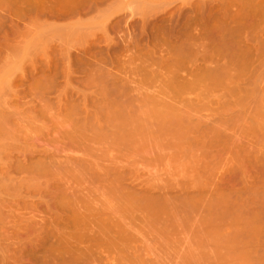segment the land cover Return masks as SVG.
Listing matches in <instances>:
<instances>
[{
  "label": "rangeland",
  "instance_id": "rangeland-1",
  "mask_svg": "<svg viewBox=\"0 0 264 264\" xmlns=\"http://www.w3.org/2000/svg\"><path fill=\"white\" fill-rule=\"evenodd\" d=\"M0 1H2V2H0V4H1L0 5V20L4 19V20H2L3 24L0 22L2 24V25L0 24V26H1L0 27V163L3 164V165L0 164V179H1L0 180L1 181V183H0V187H1L0 188V196H1L0 197V214H1L0 217L1 218L0 219H2V220H0V264H57V263H59V260H58L59 257H57L58 255L56 256V254H59V251H61L62 248L65 247L64 245H66V243H64L65 242V240H64L65 238L64 237L67 236V235H63L64 236L63 237L62 233H63V230L67 231L69 233L70 229L67 227V225L64 223V221H62V222L59 221L58 217L55 216L57 213L63 212V210L60 209L59 206L57 207V205L54 204L55 202L58 201V199H56L55 197L51 198L50 192H52V191H51V189H48V187H47V185L49 183H46L47 184L46 185L44 182H48L49 181L50 185H53V186H56V187L59 184H60L59 186H61V187H63L62 185L66 186L67 183L64 184L65 183L64 181H60L59 182V179L60 180L64 179L62 177V175H64L65 171H67V172H65L66 174L68 173L67 174L68 175L67 178L66 177L65 178L67 180H69L68 184L70 185V186L67 185V187L69 186L68 188H71L72 190L74 189V191H75L74 194H77L78 197H80L82 195L83 199H81V200H83L85 202H89V205L92 206L91 208H93V206L95 205L94 208H96V209L93 208L95 213H98V209H99V212H101V209H105V207L109 208V209H107V208L106 209L110 210V213H111L112 209H113V211H112L113 213L114 212L115 213L120 212V209H119V211L118 210L115 211V209H117L118 207L120 208V202H122V199L120 201V198L123 197L121 194L119 195L117 193V192H119L120 188L119 189H115V187L118 188L120 186V185L119 186L117 185L118 183L115 185L114 188H112L114 185L113 186L111 185V184H113V183H111V181H110L111 184H109L108 183L109 181L106 182V180H101L99 177L98 178L101 181L100 180L98 181V178L94 177L95 175L93 176V178L91 177L92 179L90 178V180H88L89 178L85 179L86 176H84V174H82V176H81V174H80V173H82L81 169H79L78 171H74L75 169H71V168L70 169L73 170V171H71L70 169H69V171L71 173L74 172L72 174H70L68 169L67 170L66 169L65 170L61 169V170L64 171L63 174H62V171L60 170V173L62 174L61 175L62 178L59 177L60 175H59V171H58L57 175H59V176H57V177L55 176L56 179L58 178L57 180L56 179H51V178H53V176H51V175H50L51 177L49 175L47 177L45 175H41L42 176L41 177V176H39L37 171H34V170H36V169L33 168L34 166L32 167L31 164H30V162L31 163L35 162V164H36V162L38 161L37 158H41L42 159L43 153H45V151H42V150H44L45 148H47L49 150V148L51 149V147L54 146L53 150H55V146H57V143L53 142V144L55 143V145H51L49 147V141H50L49 139H52L55 136V134L56 135L60 134V133H58L59 131L57 132L58 134L56 133V131H55L56 128H57L56 130H60L61 128L67 129L66 127L70 125L71 116H70V114H68L69 112L66 111L67 110L66 107H65V109H63L64 105L68 103V102L65 103L66 101L76 99L77 102L75 101V103L77 104L78 102L79 103L81 102L80 105H82L86 101V103H89V105H88L89 108L88 109H89V111H91L90 113L95 114L94 112H99L96 108H100L101 105H100V107H97L96 106L97 104L94 105V103L92 102L91 99L92 98L96 99L95 101H96V103H98V99H100V97H102V96H101L100 92L96 90V87H94L95 88L94 89V88H92L93 87L92 85H89L88 83H86V81H88V79H87L88 77L86 78V76H89V75L87 74V71L86 72L84 71V67L83 66H82L83 68L80 66L81 69L77 68V67H79L77 65L78 63L73 65V66H71V68L75 70V71L74 70L73 71L76 74H74L73 71L71 70L72 73L70 75H72V77L71 76H69V77H71L72 79H69V82L66 81L67 80L66 78H63L64 75H63V72H61L63 70H60L62 67L64 69L65 66H61V67L58 66V67H60V69L58 68L59 74L57 76H55V77L51 76L52 74L50 73L49 70L45 71V69H48V66H45L47 64V62H48V61L45 62V60L48 58L47 57L48 55L50 56V58L53 57V62L55 63V57H59L58 54L61 51L64 52V50L69 49L68 48L69 45H70V49H71L73 44H75V45L78 44V45H76L77 47L75 45H73L74 49L73 48L71 49L73 56L77 55L78 52H79V51L77 52V49L80 50V48H81V47H79L80 46L79 44L81 42H85L86 40L87 41L90 40V38H92L93 35H95V37L97 36L96 39L98 41H96L95 38H93L95 40H92V41H95V42L101 41V42L98 43L99 45L98 44L97 45L102 49L103 54H105V55L107 54V51L110 50L109 51L110 53L113 51V48L111 50V44H107V43H111L110 40L113 41L112 42L113 43L112 46H114V48H115V45L123 48L124 47L123 43H126V42L128 43L127 40L129 39V41H130L132 37H133L132 41L136 37V39L138 38V40L141 42V44L143 43L144 45H146V46H144L142 44V46H141V44H140V47L142 48L141 49L140 47H138L137 44H134V48L135 49H133V51H132V48H133V44L132 43L137 42V40L136 41L134 40V42L130 41L131 43H129V44H131L132 46L129 45V48L130 47H132V48H130V50L128 49L126 54H125V51L124 52L121 51V53H120L121 55H119V54H118L119 56L115 55L116 57L117 56L120 57V58L122 57V60L124 59L123 61L120 59V61H121L122 64H123V62H124V64L126 62V64H125L126 67L124 68V66H123V68H122L120 64H119L120 66H117V67H115L116 66L115 64L114 65L112 64V66H114V67H112L110 65H109L110 67L108 66L109 67L108 69H110L113 73L115 72L114 75L119 76L120 74H122L121 77L123 76V78H126L125 79L126 81L130 80L132 82L131 83L129 81L131 85L129 84V82L127 83V85L129 84L130 87L132 86V87L135 88V89H133L131 87L132 88V89H130L131 92L129 91V95L132 94L131 95L132 97L135 96L134 97L135 99L134 98H130V100H133V101L135 100L134 101L135 103L132 101L133 104L131 106L133 107V109L138 106L136 109H138V108L140 109L141 108V113H142V114L140 113L141 114L140 116H142L141 119L139 118L140 121H138V118H137V122H140V124H141V120L144 118L143 114H145V118H147L149 113H150V115L148 116V118L150 116L153 117L151 115V112H152V114L153 113L155 114V112H153V111L149 112V110H151L150 107L152 105L150 107L148 105L145 106V103L143 104L142 100L140 101L139 98H143L144 99L146 97H151V96H154V95L155 96L158 95L159 96V104L160 105L158 106L159 108L157 110H159V115L161 114V115H163L165 117L166 113L167 114H172V112L169 111V108H171L170 110H172V107L169 104H172V106H174L173 108H175V106L177 108H179V110H177V111L180 114H181V112L183 110H184L185 114L188 111L190 112L189 115L183 114V115L187 116L185 119L192 120L194 118V120H195V118L197 117L196 121H198V120L201 121V122L204 121L205 122L204 125L207 124L206 127H208V126H209V128L210 127L211 128L214 127V129L217 127L218 130L216 129V132L221 130L220 134L216 138H212L211 139V142L209 143L211 145V147L208 149V151L206 153L205 152L203 153V151L200 152L199 150L198 151L194 150V152L196 153L195 157L197 155H199L198 156V158H199V162L198 163L196 162V161H198V158H197V160L195 159L196 160L195 161L194 158L192 159V156H191L192 154H190V156H191L190 158L191 159H189V156H187L188 155L187 153H186V155H182V154L180 155L181 152L179 151L178 154H177V151L180 150V149L173 145L174 142L176 143L177 141H175V140H173L171 138L172 137L171 135L173 133L171 130L169 132L171 134L168 135V133H167L168 129H165V127H166L165 124H164L165 127L163 125L161 126V124H163V122H164V121L162 123L160 122V121L163 120V119L160 120V118L161 117L164 118L161 115L159 117V123H160L159 124V129L162 130V131L157 130V133L153 134V136L156 135V137H154V139L155 138L157 140L159 139L158 140L159 142L153 141L154 144L159 143L157 145L153 144L152 140H154V139L149 140V139H151V137H153L149 133L156 132V129H157L156 125L153 126L155 124V121H153L154 120L153 118H152L153 120L152 119H148V118L147 119L144 118L143 120H147V121L146 122H142V124H141L142 126L140 128H137V126L135 127V130L138 129L137 131L142 129V127H146V126L147 127L149 126V129H148L149 131L150 130L152 131L154 129L152 132H148V133L146 132V135L149 134L151 137H148L149 135L146 136L145 134H143V133H145V131H147L146 130L147 128L146 129L143 128L145 130L144 132L142 131L143 133L140 132L141 130L139 131V134L145 135V139H147L149 141L148 142L146 140L145 143H142V146H141V143L139 144L140 145L139 147H143L141 150L139 149V147H137L138 145L136 146L137 149L131 147V146H133V143L131 141H133V139H135L133 136H132L133 139L131 138L132 140H130L132 145L129 144L130 146H128L127 149L125 148L126 151H127L126 152L127 154H125V151H122L123 147L122 148L118 147L119 144L116 143V145H114V143L112 142V144H113V146H112L110 144V142H111L110 140L108 141L107 139H104V140H107L108 145L109 144L111 145V148H110V146L105 144L107 142H104L102 140L103 138L101 136H98V139H96L97 142L88 143V144L91 145V146L88 145L90 148L92 147V149H93V147H94V149L96 148V149H98V151L96 149L95 150L91 149L93 153H90L89 151H87V153H84L85 156H87L86 154H88L87 157H89L90 155L93 156V154H94V156L95 155L98 156L97 157L98 159H96V160L93 159V158H95L94 156L91 157V158L90 157L89 158L85 157L83 159H90V160L93 159L94 162H97V160L99 161V160L103 159V164L104 165H102L100 163L102 161H100L99 163H96V164H101L100 166L99 165H96V166H99V167L102 166L101 168L98 167L99 170L96 169L97 173L101 172L100 169H104V171H102L103 174H104L105 170H112L113 168L114 169L116 168L117 172L114 170V172L116 173V174L115 173L113 174V175H115L114 178L112 176L113 180H115V177L118 176L117 174L123 173L124 170L128 172V173L124 172L126 174V176L128 174H130L129 173L130 171L132 172L133 170H135L136 172H138V173H136L135 171H133L134 175H135V173L137 175V176L135 175L137 178H135V177L133 178L134 180L136 179V181H133V179H130L131 177L134 176L133 173H131V176L130 175H128L127 177L125 176V179H128V177H129V179H128L129 182L126 181L125 179H123L126 182V183L125 182L123 183V180L121 179L122 180L121 182L123 183V184L122 183L121 184L124 186V188H125V186H127L126 187L127 190H125V191H127V192L130 191V192H135V193L137 191V192H140V193H138L140 195L143 194V196L152 197V199L156 198L159 201L162 199L161 200L162 203H165L166 199L169 200L170 202L171 201L172 202L175 201L174 205L176 207L180 208V209L183 208V206H182L183 204H181V201L179 202L178 200L181 199V198L184 200L185 199V193H186L187 197H192V199L194 201H195V199H196V201L199 200V202H197V207L196 208H197V210L200 211V213H199V211H196V209H195L193 211H195L194 214L196 216H194L193 213L191 215L192 218H193V216L195 217V222L191 218L192 222H194V223H191L188 227L186 225H185L186 227H182L183 229H181L180 227L179 228L177 227L178 229H181L180 231L179 230L177 231V228L175 229V231H177L178 234L175 231L174 232L177 235L175 233H171V232H173L171 230L170 233L165 234L164 237H163V236H161L162 235L161 233H163V231H164L162 229H159V230H162V232L154 233L152 231L153 230L155 231V229H153V230L151 229L152 231L150 229L148 230V228H149L148 225L147 226L146 225L145 226L141 225V228H143V229H141L139 227V224H137L138 222H135V223L131 222L134 225L135 224L138 225L136 227L138 229L133 227L134 229H132V232L130 231V229H129L130 232L128 231L129 233H131V235L133 233V235H134V236L132 235L133 239L135 238L133 240L134 241L133 244L135 246L129 241L131 243V245L133 246V247H131V245H130V247L132 249H134V251H132V249H131V251H132V252H130L131 255L129 254L132 258L128 256L129 259L128 258L127 259L130 260V261H126V262L125 261L124 262L119 261L118 260L119 257L117 258V254L118 253L120 254V252H118V250L115 249V247H113L116 250L115 253L113 252L114 249L113 250L109 249L110 252L107 251L108 253L112 252L110 254L112 257L110 255H107V256H110L109 259H111V260H107L108 257L106 255L104 256L105 252H103L102 255H100L102 258H106V260L103 262V264H114L117 260L119 262V263L116 262L117 264H120V262L123 263V264L124 263L125 264H130V263L131 264H221V260H220L219 257H218L219 260H218V258H217V260L215 258H211L212 256L214 257V255H216V253H217L216 251H218V253H219V250H220V248H218V247L216 248L215 239L211 240V241H215V242H213L214 244L211 243V241L209 242V243H211L210 245L213 244L215 247L213 245H212L213 247L209 246L208 244H207L208 246L206 245V243H208V240H207V237H209L208 234H211V233H208L207 234L208 236L206 234H204V233H206L207 231H212L213 229L212 230H210V229L206 230V232L203 233L200 230L198 231L195 223L199 224V223H201V221L203 223V216L205 217L206 214L211 212L210 211V207H212V206L215 207V205H213V204H216V207L219 205L218 204L219 200L217 199V197H219V196H223V197L226 196L224 200H227V198H228V200L230 201L231 204L239 202L240 206H239L238 203H236L238 205H233V207L235 206L236 208L238 206H239L238 208H240V207H242L243 204H245L244 206H246V207L243 206L244 207L243 208L244 209V213L243 214L248 213V215L246 214V216H245L246 218H248L249 216L252 217L254 214L256 216H261V214L264 216V205H263L264 201H263V203H261L262 200H264V199H262V197H264V194L261 193V195L263 194L261 199H260V197H258L259 195L257 196L258 193H260L262 191L264 192V163L261 161V160H264L263 159L264 158V149H260V148H262V145L264 144V129H263L264 125H261V123L263 124V122H260V120H259L260 115L263 114L262 111L264 112V49L262 51H260L262 49V47H263L262 46L261 49H258L260 51V53L257 50L256 54H254L255 53L254 52L255 49L254 48L251 49V50H253L254 53L252 51H250V53L251 52L252 53L249 54V55H246L245 60L247 62L243 65V63H244L243 62L244 59H243V61H242L243 63L241 62V64L243 65L242 66V65H240V61L242 59L241 58H237V59H239V62L237 61V63H238V65H240V66H237L235 61H233L231 59L228 60L227 57H226L227 60L225 58H223L222 56L221 57L223 59H221V57L218 58L219 55L217 54L216 51H214L212 53V54H214V58H216V59H214V58H206V59H203L204 61H201V59L203 57L198 58V60L197 59L196 60H192L191 58H188V57L185 56L186 58H184L182 61L176 62V60L173 61L174 59H169L170 58L169 57V55H170L169 52L166 55L165 51L169 47L167 48V46L164 45L163 43L166 40L164 38H168V37L171 38L173 40V42L174 41L176 42V40H179V41L184 40V38H182V37L185 36V32L186 31H185L184 27H185L186 24H191L192 28H190V29L193 30V31H191L192 34L195 32L194 30L196 29L195 27L197 25H198L197 27L201 26V28H203V29H205L206 25H208L207 27L210 28L211 27L210 24L214 21L213 19H212L213 20L212 21L209 18L210 21L209 22L206 21V23H204L205 25H203L204 27L202 26V22L204 21V19L207 20V18L212 16V15L214 16V18H218L219 17L218 20L221 17H222V19H223V17H225V19H223V21L224 22H228L226 24L229 25V28H232L234 26L237 27L236 24H238V23H235V25H233L234 21H236V20L240 21L236 17H237V15L240 16L241 13H242L241 12V10L243 9L242 8L243 7L242 3H244L246 5L248 0H244V1L243 0H101V1L98 0L99 1V3L97 1L98 6H100V8H101V9H99V12H101L100 15H99L98 11H96L97 13L94 12L93 16H91V17L89 16L91 18V20H92V17H93V19L95 18L94 21L96 19H99V21L96 20L98 25H95L94 23L91 24L90 18H88V16H87L88 19H86V17L83 18V21H87L86 22L87 24L85 23L83 25L85 27V29H84L85 32L83 31V28H80L84 33L88 32V34H92L94 32V34L92 36L88 35L87 33H86L87 35H84V33L82 31H80L81 33L76 31L77 33H74L75 36H78L77 34H79V33H80L79 36L81 35L79 41H77L78 39H75L74 35H73V37H71L72 36L71 32L68 33L67 30L64 31V34H65L66 38L69 37L71 39L67 38L66 41H65L64 36L62 37V35H59V34H56V33L52 34V32L54 33V31L51 32L50 30H48L49 29L48 27H47L48 29L45 28L46 26H44V24H42L43 26L41 25V28L38 29V33L39 34L41 33L40 34L41 36L37 35V33L34 32V31H36L35 28H34V24H35L34 19L37 16L36 12H38V11H36L37 10L36 9L37 5L35 3V0H30L29 2H28V0H26V1L25 0H22V1L19 0V2L16 1V0H9V1L0 0ZM45 1H47V2H44V0H43L44 4L45 3L46 4L47 3H51V2H48V1H51V0H45ZM227 2H229V3H227ZM257 3H258V0L256 1L255 4H257ZM263 3H264V0H263ZM223 4H225V5L228 4V7L224 5L225 6V8H224ZM259 4H261V3H259ZM240 7L242 9L237 11V8H240ZM212 8H213V11H211ZM223 8L226 11L227 10L229 11V12L227 11L229 13L228 16L231 17V16H235L236 15L235 16L236 19L233 17L234 20H232V18H231V20L233 21L232 22L233 24L230 22L231 21L229 19L230 17H227V13L224 11ZM218 9H220V10L218 11ZM106 10H110L111 12H109V11L107 12ZM207 10H209V11H207ZM263 11L264 10L261 11L262 13L260 12V10L258 11V13H260L261 15L256 13L255 17L254 16H251V17L249 16L250 18L249 17H245L244 18V21H243L244 26L241 27V28H243V30L241 29L239 31L240 32L239 34L241 35L242 42H244L247 39V42L245 41V44L250 42L249 44L251 45V42H252L254 45H256V43H257L256 41H258L257 40L258 37H257L256 40L254 38L255 37L254 34H256V33L258 34V36L259 35L261 36L260 37L261 39L264 40V38H263L264 35L263 34H262L263 36L261 35V33L264 31V29L262 30V28H264V27H262L264 25V21H263L264 20V15H263L264 12ZM103 12H107V14L104 13V16H102ZM201 12H205V15L207 17L204 15V13H201ZM206 12H207V14H206ZM224 12L226 13L225 14L226 16H224ZM108 13H109V15H108ZM170 13H171V15H170ZM210 13L211 14L214 13V14L211 15ZM234 13H236V14H234ZM38 14H39V12H38ZM94 14L96 16L97 15L101 16L103 19L101 17H96ZM201 14L204 17L201 16ZM105 15H108L107 18H106L107 20H110V19L113 20V19L116 18L117 15H118L117 19H120V20L122 19L121 23H120V27H117L118 29L117 28L116 29H112L111 27H108V28L105 27V28H107V31H108V32L105 31L106 33H108V34H106V36L112 38L113 40L110 39V38H109V40H107L108 38L106 36H104L105 32L102 31L103 28L101 30V27H100V26H102V21H104V19L106 17ZM196 15H197V17L199 16L198 19L196 18ZM110 16H111V18H110ZM39 17H40V19L42 21H44L45 19H47V21L52 20V19H50L51 17L48 16L46 18L45 15H43L42 13L39 14ZM108 17H109V19H108ZM168 17H170L171 20ZM187 17H188V19H187ZM200 17H202L203 20ZM191 18L192 19L195 18L192 21L193 22L195 21L196 24H194L195 22L193 23L190 20ZM106 19H105L106 22L105 21L104 22L107 24L108 21ZM146 19L147 20L150 19V20H149V22L147 21V23L143 24ZM196 19H197V21H196ZM88 20H89V22H88ZM253 21H254V23H253ZM255 21H256L257 25L255 24ZM183 22H184L185 25L183 24ZM215 22H216V25H217V20L216 19H215ZM215 22H213L212 24H214ZM241 22H242V20L239 22V25H240ZM99 23H101V24L99 25ZM199 23H201V24L199 25ZM207 23H210V24H207ZM229 23H231V25ZM87 25L88 26L90 25V27H88ZM154 25H158L157 27H159V31H160L159 32V40H161V41L164 40V42L162 41V44H163L162 47H161V41H159V43H158L161 48L158 46L157 42L156 41L154 42V40H153V36L152 35L155 34V29L154 30H151V29L156 28V26H154ZM93 26L94 27L97 26L98 29L94 28ZM152 26H153V28H152ZM91 27L94 28V29H89ZM182 27L184 29L181 30ZM193 27H194V29H193ZM236 27H234L233 29H235ZM201 28L200 29L197 28L196 32L197 31L199 32L200 30L202 31ZM237 28H239V26ZM141 30L142 31L144 30V31L142 32ZM170 30L175 33V34H172L173 37L171 35V31ZM260 30H262V32ZM180 31H181V33H180ZM209 31L212 33L211 30H209ZM95 32L97 33V35H96ZM117 32H119V33L117 34ZM141 32H142V34L143 33L144 34L142 35ZM183 32H184V35L182 34ZM196 32L194 34L199 35ZM57 33H60V32H57ZM61 33L63 34V32H61ZM211 33H210V35H212L213 36L212 38H214L215 35H213V33L212 34ZM67 34H70L71 36L70 35L67 36ZM168 34H170L171 36L168 35ZM176 34L179 35V37H181V38H178V37L175 38ZM194 34H193V36H195ZM257 34H256V36H257ZM139 35L141 36V38L137 37ZM252 35H254V36H252ZM82 36H83V38L86 36L85 39H84L85 41L83 40ZM87 36H90V38H88ZM216 36H217V34H216ZM98 37H99V39H98ZM162 37H164V38L162 39ZM37 38H40L39 40H41V41L37 40ZM58 38L64 40V42L62 40L58 39ZM124 38L126 39V41H125ZM209 38L207 40H205V41L206 42L208 41V43L206 45L208 47H210V49H211L210 51L212 52L213 48H214L213 45H216V44H213V42L211 41V39H212L211 36ZM216 38L213 39L214 43L217 41V40L215 41ZM72 39L74 41H76V43ZM249 39H251V40L249 41ZM59 40L62 41L61 42L62 44L59 42ZM67 40L69 41V43L67 42ZM81 40H83V41H81ZM38 41L40 42V44L39 45H35V43L38 42ZM41 42L43 43L42 44L43 46H41ZM45 42H47L46 45L48 47L44 44ZM49 42H50V44L52 42V44L49 45L48 44ZM65 42L68 43L67 44L68 47H66L64 49V47L62 46L63 47L62 48L60 45H63ZM114 42H117V44L114 43ZM66 43L64 44V46L66 45ZM102 43L104 45L105 44L106 45L104 46ZM58 44H60V45H58ZM107 45L108 46L110 45V48ZM135 45H137L139 52L136 51L137 48H136ZM262 45H264V43ZM35 46H36L37 49L35 48ZM37 46L38 47L41 46L44 49H41L40 47L38 49ZM59 46L63 50L58 48ZM163 46L165 47V51H163V49H164ZM151 47L152 48L156 47L157 49L155 48L156 49L155 50V49H152ZM59 49L61 51H59L57 53V51ZM104 49H105V51H104ZM37 50L38 51L40 50V51L37 52ZM146 51L147 52L149 51L148 52L149 55H148V53ZM141 52H142V54H143V52L145 54L147 53L146 56L148 55L150 58L151 57L152 58L150 59L147 56L148 58L145 60L144 57L146 58V56L144 54L142 55ZM44 53L46 54V56L44 55ZM137 53L139 54V56H138ZM140 54H141V56H140ZM215 54L217 56H215ZM253 54L256 55V56H254ZM186 55H188V53ZM250 55H252L253 57L250 56ZM44 56L47 57V58L45 59ZM161 56H163V58ZM247 56H248V58H247ZM249 56H250V58H249ZM134 57H137L139 60H137V58H134ZM142 57H143V59H142ZM133 58H134V60L135 59L136 60L134 61ZM166 58H168L169 60H166ZM234 58H235V56H234ZM73 59L74 58L71 57L72 61H73ZM224 59L226 60V63H223L225 61ZM218 60H220V62H218ZM248 60L250 61V63H249ZM128 61H130V62H128ZM131 61H132V63H131ZM227 61H228V64H227ZM60 62H62V61H60V59H59L58 63H60ZM76 62H74V63H76ZM221 62H222V64H220ZM114 63H115V61H114ZM247 63H249V64H247ZM129 64H131V65L129 66ZM225 64L229 68L228 71L227 70L225 71V69H221V70H224L225 73L227 72L226 73V75L228 74L227 77H225L226 75H222L220 73L221 72L220 68H222L223 67L222 65H225ZM60 65H64V64L61 63ZM35 66L37 68H39V69H37V71H35L36 70ZM43 68H44V70H43ZM119 68H121V69H119ZM202 69L204 70V72H205V70H207L208 72L211 73V76H213L209 82L206 81L204 83L201 82L200 85H193L194 88L191 87L192 89L191 88L189 89L187 87L185 88V85L184 86L181 85V83H180L181 80H182V82L185 81V80H187V81L195 80L196 78L193 79V76H195L196 74L199 75V74L203 73V72H201ZM52 70L54 71V66H52ZM120 70H122L123 73L119 72ZM43 74L46 77V80L49 79L50 82L49 81H45V78L44 79L42 78V77H44ZM46 74H47V76H49V74H50V76H49L50 78H48L46 76ZM229 75H233L234 76V78H235V79L233 78L234 81L237 78H238L237 81L238 82L240 81L238 83V87L237 88H236V86L233 87L234 85L231 84V82H233V81L231 80V82H230V78H228ZM124 76H126V77H124ZM52 78L54 80V84L51 82ZM41 79H42V81H41ZM82 80H84L83 82L85 84L82 83ZM187 81H185V82H187ZM41 82L43 84H45L44 82H46L47 84L50 83L49 84L50 87H48L49 85L45 84V85H47L46 88L50 89L52 87L51 89H53L52 92L54 94L49 89L46 90L45 87H44L45 89L42 90L41 87H42L43 84ZM65 82H67L66 84L68 86H70L73 83V85L71 87L74 86L73 88L76 91L73 88H71V87L69 88L68 86L65 87V88H68V89L63 88L62 86L66 85ZM70 82H72V83L70 84ZM195 82H198V81H195ZM39 83H41V85ZM74 83H75V85H74ZM235 83H237V82L235 81ZM56 84H57V86H55ZM45 85H43V86H45ZM76 85H77L79 90H77ZM38 86L40 88H37ZM53 87H55V88H53ZM59 87H61V89L64 90L63 91L64 93L61 92V94L62 95L64 94V96L59 94L60 90H61ZM88 87H89V89H88ZM57 88L59 89V91H57L58 90ZM234 88H236L237 90L235 89V91H234ZM36 89H37V91H36ZM80 89H81V94L82 95L84 94L86 97L84 95L82 96L80 94ZM83 89H84V91L86 93H84V91H82ZM92 89L95 90V91H93ZM65 90H67L66 91L67 94L65 93ZM45 91L46 92L48 91L49 93H52L53 96L51 94L47 95V94H49L48 92H47V94H45ZM69 91H70V94H72V95L69 94ZM77 91H79V93H77ZM42 92H44L43 93L44 94V96H43L44 98L42 97V95H43V94H41ZM93 93L97 94V95L100 94V96L99 97L95 96ZM57 94L61 95V96L59 97V96H57ZM79 94H80V96H79ZM88 94H90V95L92 94L93 96H89ZM87 95L89 96L88 98H87ZM55 96H57V97H55ZM72 96H74V98ZM167 96H168V98L170 97L171 99L170 98L168 99ZM63 97H65V98H63ZM39 98H40V100H39ZM48 98H49V100H48ZM60 98H62L63 100L60 99ZM66 98H67V100L65 101ZM57 99H58V101L59 100L62 101L61 104H64V105H62L63 107L61 106V104L59 105L60 102L58 103V101H56ZM94 99H93V101H94ZM136 99L139 100L140 102L137 101ZM83 100H84V102H83ZM186 100H187V102H186ZM188 100L190 102H192V103H190ZM41 101H43V103L45 101L44 105H43V103ZM47 101L49 103H51V105L46 103ZM164 101L167 103V105L170 106V107L167 108L169 113H168L167 110H166L167 112L166 111L163 112V110H162V109H164V107H165V109L167 107V105H165L166 103ZM171 101H175V102H171ZM28 102H30L31 105ZM53 102L54 103L56 102L57 104L56 103L54 104ZM168 102H171V103H168ZM185 102L188 104V106H186ZM34 103H35V105H34ZM52 103H53V106H56L57 108L55 107V109H54L53 106H52ZM161 103H163V104L161 105ZM27 104H29V106H32L31 109H30V107ZM85 104H84V107H85ZM46 105H49L51 108L49 109V107L46 106ZM58 105H59L60 108H58ZM80 105H78V106H80ZM183 106L184 107L186 106L185 107L186 110L184 109ZM47 107H48V109H47ZM82 107H83V105H82ZM84 107H83V109H84ZM152 107H154V106H152ZM177 108H175V109H177ZM191 108H192V110H190ZM129 109L127 108L128 111H133L132 109H130V110ZM50 110H52L53 112L50 111ZM55 110H57L56 111L57 115L59 113L58 110H60V113H59L58 116L52 115V113L55 114V112H54ZM62 110H63L64 113L62 112ZM95 110H97V111H95ZM101 110L103 111V108ZM110 110L112 111V109H109V111ZM121 110L123 111L124 109H121ZM48 111H50V112H48ZM114 111H115V109H114ZM61 112L63 113L62 115H61ZM106 112L108 113V111L106 110L105 112L103 111L102 114L106 113ZM125 112H127V111H125ZM138 112H140V110H138ZM107 113L104 114V115H107ZM109 113H111V112H109ZM121 113L123 115L125 114L123 112H121ZM128 113H130V112H128ZM128 113H126L125 116ZM146 113H148V114H146ZM258 113H259V116H258L259 118L258 117L257 118H258L259 121L255 118V116ZM102 114L101 113L99 114V116L101 115V118H102V116H104ZM111 114H113V113H111ZM130 114H133V113L131 112ZM48 116H49L50 120L48 119ZM53 116H54V118L52 120L51 117H53ZM55 116L58 118V121H57V118ZM261 116H264V114L261 115ZM42 117H43V120H42ZM45 117H47V118L44 121ZM39 119L41 121H39ZM253 119L257 120L258 122H260V125L262 126V128L260 126L258 128L257 125H256V123L258 124V122L256 121V123H255V121H253ZM260 119H261V121H264V120H262V118H260ZM60 120H62V121H60ZM66 120L69 121V122H67ZM194 120H192V122ZM48 121H51V122H48ZM53 121L56 122L55 123V125H56L55 127L56 128L54 126H52V125H54ZM64 121H66V122H64ZM150 121H152L151 124H153V123L154 124L151 125ZM57 123H58V125H57ZM59 123H60L61 128L59 126ZM143 123H145L144 125H146V124H150V125L143 126ZM65 124H69V125H66V127H65L64 126ZM138 124L139 123H137V125ZM50 128H51V130H50ZM163 128L165 129V131H164ZM63 129H62V131H63ZM52 131H55V132L52 133ZM164 132H165V134H163ZM48 133L52 135L50 138L48 137L49 136ZM133 134L136 136L138 134V132H137V134H135V133H133ZM138 135L136 136V138H138ZM141 135H139V136H141ZM213 135L214 134H211V137H213ZM58 136H55V137H58ZM168 136L172 140V142L168 138ZM43 137H45V138H43ZM99 137L101 138V140H100L101 142H98L99 141ZM146 137H148V138H146ZM46 138L48 140H46ZM60 138H61V136H60ZM163 138L166 139V140L168 139L167 140L168 142L166 140L161 141V140H163ZM57 139H59V138H57ZM57 139L55 138L54 140H57ZM143 140H144V138H143ZM52 141L53 140H51V142ZM139 141L142 142L141 140H139ZM56 142H58V141H56ZM47 143H48V146H46ZM95 143H97V144L100 143L101 145H99V144L97 145ZM41 144H43V145H41ZM104 144H105V146H104ZM149 144H150V146H149ZM143 145H146V146H143ZM167 145H169L170 148H169V146L167 147ZM44 146H45V148H44ZM114 146H117V147H114ZM89 147H87V148H89ZM129 147H131L132 149H135V150H132ZM263 147H264V145H263ZM90 148H89V150H90ZM115 148H117V149L115 150ZM118 148L119 149L121 148V151L124 152V153H122ZM175 148H177V150ZM30 149L33 150V155H32V153L29 152ZM111 149H114V151L111 150ZM36 150H41L43 153H41V151H39V152L42 154V156L40 154H38ZM53 150L51 149V152ZM81 150H82V152L84 151L83 148ZM136 150L139 151V153H137ZM175 150H176V154L174 152ZM259 150H261L262 153H260ZM20 151H22V152L24 151L26 153L23 152L22 155H21ZM34 151H36V154H34ZM117 151L118 152L120 151L121 155H123V156L126 155L125 158L123 156L119 155V153ZM46 152H47V150H46ZM82 152L79 151V153L81 155L80 157H82L84 155V154L82 155ZM84 152H86V151H84ZM133 152L134 153L136 152L137 154L135 153V156H133V154H134ZM256 152L259 153L258 155H260L259 156L260 158H258V159H257L258 155L257 156L255 155ZM16 153H19V155H21V156H19ZM48 153H49V151H48ZM130 153H131V155H130ZM246 153H248L249 156ZM23 154L25 156H23ZM140 154L143 157L140 156ZM27 155H28V157H26ZM34 155H36L35 156L36 158L34 157ZM114 155L115 156L117 155V156L113 157ZM202 155H204V157ZM251 155H252V157H250ZM76 156H78V155H76ZM108 156L110 158L112 157L111 160L114 159L115 163L114 162H110L111 160H109L110 158ZM118 156H119L120 159L118 158ZM136 156H138V157H136ZM184 156H187V158L185 160H184ZM253 156H256V158L254 159ZM63 157L64 156L61 157L62 161H65L66 159L64 160ZM128 157H131V158H129L130 160L126 159ZM261 157H262V159H261ZM182 158H183V160H182ZM201 158H202L203 161L201 160ZM249 158H250V160H249ZM104 159H107V160H104ZM26 160H27V162H26ZM30 160H32V161H30ZM108 160H109V162H108ZM191 160H193L194 164H193V162H191ZM257 160H258V162L259 161H261V162L258 163ZM104 161L107 162V163H105ZM200 161H201V163H200ZM64 163H67V162H64ZM116 163H117V165H113V164H116ZM18 164H20V166L22 165L23 167L22 166L19 167ZM32 164H34V163H32ZM197 164H199V167H196L197 168L196 169L195 165L197 166ZM25 167L28 170L25 169ZM30 168H31V170H29ZM23 170H24V172H23ZM195 170H197V172ZM85 171L83 173H85ZM120 171H121V173H120ZM25 172H28V173H25ZM32 172H36L35 175L36 176L38 175L37 178L39 177L38 179H40V180L42 179L43 181L41 182L40 180H38V182H37V178L34 177L35 175H34V173L32 174ZM106 172H109V171H106ZM110 172H112V171H110ZM110 172L108 173L109 175H110ZM30 173L32 175H34V176L30 175ZM89 173L91 174L92 172L90 171L87 174L89 175ZM124 173L122 174L123 176L120 175L122 178L125 175ZM28 174L30 176H32V177H30L31 179H29V175ZM193 174L196 175V176L194 177ZM72 175H74V176H72ZM104 175L106 176L107 173L104 174ZM104 175H102V173H101L100 176H104ZM48 177H49L48 181H45ZM118 178H119V176L116 179H118ZM27 179H28V181H27ZM33 179L36 181V183L33 182L34 181ZM29 180H33L32 183H34V184H31V182ZM53 180H55V181H53ZM67 180H66V182H67ZM113 180H112V182H113ZM131 180H132L133 183L131 182V184H130ZM75 181H76V183H75ZM102 181H105V182H102ZM138 181H139L140 184L137 183ZM146 181H147V183H146ZM51 182H53V183H51ZM56 182H57V185H56ZM61 182H64V183L61 185ZM37 183H40V184H38L40 186H37ZM30 184H31V187H29ZM43 184H45V185H43ZM132 184L133 185L136 184V185L133 186ZM137 184H138V186H137ZM141 184L142 185L146 184V185H143V186H145V188H148V189H144V187L141 186ZM232 184H234V185H232ZM32 185H33V187L36 188V190H35V188L32 187ZM110 185H111V188H110ZM128 186L130 188H132V189H130ZM149 186H150V189H149ZM167 186L169 188H167ZM186 186H189V187L191 186V187L189 188V187H186ZM45 187H47V188H45ZM135 187L136 188L140 187V188H138L139 189L138 190ZM151 187H152V189H151ZM201 187H203V188L201 189ZM210 187H211V189L213 191L210 189ZM213 187L216 188V189L214 190ZM76 188H78V190ZM134 188H135V191H134ZM38 189H39L40 192H38ZM79 189H80V191H79ZM110 189L112 191H109ZM48 190H50V191H48ZM250 190H252V191H250ZM47 191H48V193H47ZM76 191H77V193H76ZM114 191H116V192H114ZM188 191H190V192H188ZM112 192H114V193H112ZM252 192H258V193H255V195H256V198L258 197L261 201L259 199L256 200L255 197L253 196ZM116 193L120 197L115 195ZM150 193H151L152 196H150ZM188 194H189V196H188ZM201 194H203V195L201 196ZM251 194H252V197H254L255 200L251 199ZM169 195L171 196L172 199L169 197ZM82 196H81V198H82ZM161 196H163V197H161ZM164 196H165L166 199L164 198ZM175 197H176V199H175ZM43 198H44V200H43ZM219 199L221 201V197ZM239 199L243 200V201H241L242 203H240ZM248 199L251 200V203L253 205L250 203V200L248 201ZM45 200L48 201V202L46 201V203L48 205L45 203ZM215 200H218V201H216L217 203L215 202ZM253 200H254V202L255 201H257V202L253 203L252 202ZM50 201L53 203V205H52V203ZM118 201H119V205H118ZM161 202H159V205H160ZM223 202H225V201H223ZM41 203L44 204V205H42ZM246 203H247V205H246ZM57 204H58V202H57ZM114 204H116L117 206L114 205ZM225 204L226 203L222 204V201H221V204L218 206L219 209L217 211H220L222 208L223 209L225 208L224 210L222 209V212L231 210V208H232L231 204L229 205L228 202H227V205H228L227 210H226V207L222 206V205H225ZM260 204H262V205H260ZM37 205H38V207H37ZM46 205H47V207H46ZM48 206L50 208H52V206H53V208L57 207V209H59V210H57V209L54 210L52 208L53 209V211H52V209L48 208ZM99 206H100L101 209L99 208ZM220 206L222 208H220ZM214 207H212V208H214ZM106 209L104 211H106ZM203 209H204V211L206 213L203 212ZM206 209H208V212H207ZM214 210H215V208H214ZM235 210H237V209H234V211ZM238 210L240 211L241 209H238ZM40 211H41V213H40ZM251 211H254V212H251ZM54 212L56 214H54ZM202 212H203V214H202ZM242 212H241V214H242ZM66 213L69 215L68 212H65V215H64L65 219L68 218ZM60 214L62 215V213H60ZM210 214H212V213H210ZM116 215H117V217H116ZM263 216H261V217H263ZM115 217L117 219H119L118 213L115 214ZM45 219H47V220H45ZM196 219L198 221H200V222H198ZM55 220H56L57 223L55 222ZM31 221H33V222H31ZM44 221L46 222V224H45ZM224 221H225V224L222 225L221 223H224V222H221V223H219V227L220 228L218 227L219 230H221V227L223 228V226H224V228L227 230V232H222L223 234H222L221 238H223L224 233L230 232V233L227 234L228 236L225 235L228 238L229 235L232 234V232L239 233L240 231H242L240 229L243 226H238L237 227V226L234 225V226H232L234 228L232 229L233 231L231 232V229H228L229 226H228V223L226 222L227 220H224ZM50 222L51 223L53 222V223L50 224ZM26 223H27V225H25ZM31 225H32V227H31ZM207 225L209 227V224H207ZM225 225H227V226H225ZM44 226H45V228H44ZM62 226H63V228H62ZM64 226L66 228H64ZM37 227H39V228H37ZM232 227L230 226V228H232ZM55 228H58V229H55ZM158 228H160V227H158ZM209 228H211V226ZM30 229H32V230H30ZM59 229L62 232H60ZM234 229L235 230L239 229V230L234 231ZM52 230H54L55 232L54 231L52 232ZM138 230H139V232L141 230L142 231L139 233ZM226 230H223V231H226ZM135 231L138 232V233H136ZM156 231H158V230H156ZM221 231L219 233H221ZM66 233L64 232L63 234H66ZM201 233L204 234L206 237L203 236ZM170 234L171 235L174 234V235L171 236V238H169L168 236ZM56 235H57V237H55ZM232 235H230L229 239H231V237L234 238V236H236L237 234L234 235V236H232ZM58 236L59 237L62 236L64 239L62 240V239L58 238ZM225 236H224V238H225ZM203 237H205V238H203ZM240 237H241L240 238L241 241H248L249 239H254L253 242H255L254 245H256L254 247H257V245H258L257 249L260 248L259 244L263 245V243H264V231H262L261 233H258L257 235H252V236L248 235V237L243 234L242 236L240 235ZM55 238H56V240H55ZM57 238L60 240V242H59V240ZM227 238H225V239H227ZM137 239H139V241H141V242H139ZM205 239L207 241V242L205 241L206 243H204V241H203ZM208 239H210V238H208ZM67 240H68V237H67ZM130 240H131V238H130ZM135 241L138 242V243L136 242L137 245L135 244ZM200 241H202L203 244H201ZM61 242H63V243H61ZM74 242H75L74 240H72V242L69 241L71 246H72V243H73L72 247H75V248L80 247L81 244H78L77 242H75V243H77V244H75ZM126 242H125V245H126ZM198 244L203 245V247L202 246L201 247H202V249L203 248H205V249L204 250H202V249L200 250V248H198L200 245H198ZM204 244L206 245L205 247H204ZM238 244L239 243L236 244L238 247H236V245L234 244L235 248H237V249L239 248V245L241 243L239 245ZM82 245L84 247L86 246V248H89V247H87L88 243L86 245H84V244H82ZM241 245H240V247H242V246L243 247L239 248V249L240 250L244 249V250H242L243 252L237 251L234 248V246L233 247L229 246L234 251H232L229 247L226 248L227 250L224 249L226 251H224V250L223 251H224V253L225 252L228 253V254L230 253L229 255H231V253L233 254V252L235 254L239 252L240 255H242V253L244 254V251L247 252L248 249L251 250L252 247H253V245H252V247L249 246L250 244L249 245L246 244V245H242V246ZM262 245H261V247L264 248V245L263 246ZM83 246H82V248H83ZM244 246L245 247L248 246L250 248L247 249ZM123 247L124 246H122V249L126 250L125 252H127V251L129 252L130 251V249L128 248L129 246H125L124 247L125 249ZM140 247H141L142 251L140 250ZM206 247L210 248L211 252L213 251L212 248L216 252V253L212 252L213 255L211 257H209V259L208 258L206 259V257H205L207 255L206 252L202 253V251H207ZM110 248H112V246H110ZM126 248L129 249V250H127ZM118 249H119V247H118ZM135 249L137 251L138 250H140V251L137 253V251ZM210 249L208 250V252H210ZM217 249H219V250H217ZM229 249H230V252H227ZM260 249H262V248H260ZM50 250L51 251L53 250L55 253L51 252ZM83 250H85V249H83ZM235 250H236V252H235ZM255 250H254V252L256 253L258 250L257 251H255ZM262 251H264V250L262 249ZM50 252L53 253V254H51ZM123 253H124V251H123ZM125 254L127 255V253H125ZM135 254L138 257V259H136ZM138 254H140V255L138 256ZM222 254H219V256L220 255L221 256H226L227 255V254L226 255L225 254L222 255ZM235 254H233L231 256H234ZM252 254H253V252L251 253V256H252ZM260 254H261V257H260ZM263 254H264V252H263ZM208 255H210V254L208 253ZM240 255H238V256H240ZM51 256H52V258H51ZM55 256L57 257V259H56ZM122 256H125V255L123 254ZM133 256H134V258H133ZM238 256L236 254V257H238ZM253 256L255 257V259L258 257L257 259H259L261 261V258H262L261 250H259L258 253H256ZM53 257H54V259H53ZM227 257H229V258L227 260H225L226 263H224L225 262L224 259H226ZM236 257H235V261L234 260L233 261L232 260L228 261L231 258L230 256H226V258L224 257V259L222 257L223 264H242V263H240L241 262L240 260H239L240 262L239 261L237 262L238 258H236ZM232 259H234V258H232ZM248 260H251V258L248 259ZM216 261H219V262L216 263ZM248 262L249 261H247V259H246V264ZM251 262H252V260H251ZM255 262H259V261L257 260ZM243 263H245V261ZM258 264H261V263H258Z\"/></svg>",
  "mask_w": 264,
  "mask_h": 264
},
{
  "label": "bare ground",
  "instance_id": "bare-ground-1",
  "mask_svg": "<svg viewBox=\"0 0 264 264\" xmlns=\"http://www.w3.org/2000/svg\"><path fill=\"white\" fill-rule=\"evenodd\" d=\"M4 1V0H3ZM7 1H9V0H7ZM16 1H18L19 2V0H16ZM22 1V0H21ZM26 1V0H25ZM30 0H28V2H29ZM97 1L98 0H51V1H48V2H51V3H45L44 4V2H47V1H45L44 0V2H43V0H35V3H36V11H38L39 12V14L40 13H42L43 15H45V17L47 18L48 16L49 17H51L50 19H52V20H49V21H47V19H45L44 21H42L41 19H40V17H39V14H38V12H36L37 13V16H36V18L34 19V22H35V24H34V28H35V30L37 31H34L35 33H37V35H40L39 33H38V29L39 28H41V25L42 24H44V26H46L45 28H47L48 30H50L51 32L52 31H54V33L52 32V34H59V35H62V37L64 36V38H65V41H66V39L67 38H69V37H67L66 38V36H65V34H64V31H66L67 30V32L68 33H70L71 32V34H72V36L70 35V34H67V36H71V37H73V35H74V33H77L76 31H78V32H80V31H82L80 28H83V31H84V29H85V27L83 26L87 21H83V18H85L86 17V19H88V18H90L91 16H93V13L95 12V13H97L96 11H98V13H99V15H100V13L101 12H99V9H101L100 8V6H98V3H99V1H98V3H97ZM101 1V0H100ZM244 1V0H243ZM256 1L257 0H248V2H247V4L245 5L244 3H242V8L240 7V8H237V11H239V10H241V15L239 16V15H237V17L236 18H238V20H242V22L240 23V25H239V22L240 21H234V24L232 23L233 21L232 20H234L233 19V17L235 18V16H228V12L224 9L225 8V6H227L228 7V4H223V9H224V11L227 13V17H230L229 19L231 20V18H232V20L230 21L233 25H235V23H238V24H236L237 25V27L239 26V28H237L236 26H234V27H236L235 29H233L234 27H232V28H229V25L228 24H226V23H228V22H224L223 21V19H225V17H223V19H222V17L218 20V18H214V16L212 15V14H214V13H210L212 16H210V17H208L207 18V20H205L204 19V21L202 22V26L203 25H205L204 23H206V21H210V20H212L213 22H215V19L217 20V25H216V22L214 23V24H210V23H207V24H210V26L212 27H207L208 25H206V27H205V29H203V28H201V26H199V27H197L196 25V29L198 28V29H202V31L200 30L199 32L197 31L196 32V29L194 30L196 33H198L199 35H197V34H194L195 36H193V34L191 33V31H193V30H191L190 28H192L191 27V24H184V22H183V24L185 25V36L184 37H182V38H184V40H181V41H179V40H176V42L174 41L173 42V40L171 39V38H164V37H162V39L164 38V39H166L165 40V42H164V40H162L164 43V45H166L167 46V50L165 51V47H164V49H163V51H165L166 52V55L168 54V52H169V59H174L173 61H175L176 60V62H180V61H182L184 58H186V57H188V58H191L192 60H198V58H200V57H203L202 59H201V61H204L203 59H206V58H214V54H212L214 51H216L217 52V54L219 55L218 56V58L219 57H223V58H225L226 60H227V58H228V60H233V61H235L236 62V65L237 66H240V65H242L241 64V62L243 61V59H244V63H243V65L247 62L246 60H245V57H246V55H249V54H251L252 52H253V50H251V49H255V53L254 54H256L257 53V50L258 49H261V47H262V49L260 50V51H262L263 49H264V45H262L263 43H264V40L263 39H261L260 37V35L258 36V34H257V36H256V34H254L255 35V40L257 39V37H258V41H256L255 43H256V45H254L252 42H251V45L249 44V43H246L245 44V41L247 42V39L244 41V42H242V38H241V35L239 34L240 32V30L242 29L243 30V28H241V27H243L244 26V24H243V21H244V18L245 17H251V16H254L255 17V14L256 13H258V11L260 10V12L262 11V10H264V3H263V0H258V3L257 4H255L256 3ZM0 2H2V1H0ZM240 2V1H239ZM227 3H229V2H227ZM259 3H261V4H259ZM240 4V3H239ZM1 5V4H0ZM45 5V6H44ZM225 5V6H224ZM231 5V4H230ZM205 7V6H204ZM231 7V6H230ZM210 8V7H209ZM236 8V7H235ZM103 9V8H102ZM107 9V8H106ZM216 9V8H215ZM229 9V8H228ZM220 9H218V11H219ZM222 10V9H221ZM107 12L109 11V12H111L110 10H106ZM207 11H209V10H207ZM211 11H213V8H212V10ZM235 11V10H234ZM107 12H103L101 15L102 16H104V13H106L107 14ZM224 12V16H226L225 13ZM264 12V11H263ZM119 13V12H118ZM197 13V12H196ZM200 13V12H199ZM201 13H204V15H205V12H201ZM237 13V12H236ZM236 13H234V14H236ZM240 13V12H239ZM248 15H246V14ZM262 13V12H261ZM206 14H207V12H206ZM219 14V13H218ZM238 14V13H237ZM258 14H260V13H258ZM95 15V14H94ZM99 15H95L96 17H101V16H99ZM108 15H109V13H108ZM108 15H105L106 17H105V19L107 18V16ZM155 15V14H154ZM170 15H171V13H170ZM175 15V14H174ZM209 15V14H208ZM261 15V14H260ZM259 15V16H260ZM264 15V14H263ZM87 16H88V18H87ZM90 16V17H89ZM118 16V15H117ZM116 16V18L115 19H110V20H107L108 22H107V24L105 23L106 21H105V19H104V21H102V26H100L101 27V30H102V28H103V30L102 31H107V28L108 27H111L112 29H116L117 27H120V23H121V20L120 19H117L118 17ZM194 16V15H193ZM201 16H203L202 14H201ZM206 16V15H205ZM199 17V16H198ZM198 17H197V15H196V18L198 19ZM204 17V16H203ZM207 17V16H206ZM216 17V16H215ZM249 17V18H250ZM102 18V17H101ZM100 18V19H101ZM110 18H111V16H110ZM152 18V17H151ZM169 19H170V17H168ZM200 18H202V17H200ZM209 18H210V20H209ZM235 18V19H236ZM2 19V18H1ZM95 19V18H94ZM94 19H93V17H92V20H91V18H90V22H91V24H95V25H98V23H97V21H99V19H96L95 21H94ZM103 19V18H102ZM108 19H109V17H108ZM155 19V18H154ZM187 19H188V17H187ZM193 19H195V18H193ZM192 18L190 19L191 21L193 20ZM197 19H196V21H197ZM227 19V18H226ZM248 19V18H247ZM2 20H4V19H2ZM2 20H0V22L3 24V21ZM85 20V19H84ZM149 20L150 19H146L145 20V22L143 23V24H145V23H147V21L149 22ZM171 20V19H170ZM202 20H203V18H202ZM246 20V19H245ZM254 20V19H253ZM93 21V22H92ZM100 21V22H101ZM128 21V20H127ZM126 21V22H127ZM187 21V20H186ZM200 21V20H199ZM227 21V20H226ZM229 21V20H228ZM264 21V20H263ZM88 22H89V20H88ZM151 22V21H150ZM193 22V21H192ZM191 22V23H192ZM195 22V21H194ZM193 22V23H194ZM0 23V24H1ZM97 23V24H96ZM104 23V24H103ZM171 23V22H170ZM231 23H229L230 25H231ZM253 23H254V21H253ZM1 24V25H2ZM87 24V23H86ZM101 23H99V25H100ZM106 24V25H105ZM111 24V25H110ZM142 24V25H143ZM176 24V23H175ZM182 24V25H183ZM194 24H196V22L194 23ZM201 23H199V25H200ZM255 24H256V21H255ZM105 25V26H104ZM126 25V24H125ZM124 25V26H125ZM148 25V24H147ZM215 25V26H214ZM254 25V24H253ZM257 25V24H256ZM255 25V26H256ZM43 26V25H42ZM83 26V27H82ZM88 26V25H87ZM104 26V27H103ZM154 26H156V28H153V26H152V28L153 29H151V30H154L155 29V34H153L152 36H153V40H154V42L156 41L157 42V44L159 43V41H161V40H159V27H157L158 25H154ZM1 27V26H0ZM88 27H90V25L88 26ZM94 27V26H93ZM105 27H107V28H105ZM145 27V26H144ZM204 27V26H203ZM231 27V26H230ZM250 27V26H249ZM261 27V26H260ZM262 27H264V25L262 26ZM261 27V28H262ZM44 28V27H43ZM42 28V29H43ZM94 28H97L98 29V27L97 26H95ZM94 28H89V29H94ZM122 28V27H121ZM171 28V27H170ZM173 28V27H172ZM175 28V27H174ZM183 27L181 28V30L182 29H184ZM209 28V29H208ZM248 28V27H247ZM253 28V27H252ZM251 28V29H252ZM255 28V27H254ZM259 28V27H258ZM260 28V29H261ZM80 29V30H79ZM88 29V28H87ZM106 29V30H105ZM118 29V28H117ZM147 29V28H146ZM193 29H194V27H193ZM250 29V30H251ZM264 28H262V30H263ZM34 30V29H33ZM45 30V29H44ZM134 30V29H133ZM150 30V31H151ZM165 30V29H164ZM173 30V29H172ZM176 30V29H175ZM178 30V29H177ZM209 30H211L212 31V33H213V35H215L216 36V34H217V38L214 36V38H216L215 39V43H214V38H212L213 36L212 35H210V31ZM256 30V29H255ZM262 30H260L261 32H262ZM82 31V32H83ZM92 31V30H91ZM94 31V30H93ZM101 31V32H102ZM142 31V30H141ZM144 31V30H143ZM142 31V32H143ZM162 31V30H161ZM171 31V30H170ZM169 31V32H170ZM179 31V30H178ZM259 31V30H258ZM46 32V31H45ZM49 32V31H48ZM57 32H60V33H57ZM61 32H63V34L61 33ZM85 32V31H84ZM83 32V33H84ZM90 32V31H89ZM103 32V33H104ZM108 32V31H107ZM116 32V31H115ZM133 32V31H132ZM131 32V33H132ZM142 32H141V34H142ZM154 32V31H153ZM168 32V33H169ZM184 32L182 33L183 35H184ZM202 32V33H201ZM216 32V33H215ZM260 32V33H261ZM66 33V32H65ZM81 33V32H80ZM79 33V34H80ZM82 33V34H83ZM87 34H88V32H86ZM86 33H84V35H87ZM92 33V32H91ZM96 33V32H95ZM119 32H117V34H118ZM134 33V32H133ZM136 33V32H135ZM180 33H181V31H180ZM211 33V34H212ZM51 34V35H52ZM79 34H77L78 36H75V39H78L77 41H79L80 40V36H79ZM94 34V32L92 33V34H88V35H93ZM102 34V33H101ZM106 34H108V33H106L105 32V35L104 36H106ZM140 34V35H141ZM144 34V33H143ZM142 34V35H143ZM172 34H175L174 32H172L171 31V35ZM264 35V31L261 33V35ZM36 35V36H37ZM96 35H97V33H96ZM137 35V34H136ZM135 35V36H136ZM137 36V37H139V38H141V36ZM168 35H170V34H168ZM170 35V36H171ZM177 35V34H176ZM175 35V38L176 37H178V38H181V37H179V35H177L176 36ZM211 36V41L213 42V44H216V45H213L214 46V48H213V51L211 52L210 50V47H208L206 44L208 43V41L206 42L205 40H207L210 36ZM240 35V36H239ZM249 35V34H248ZM251 35V34H250ZM254 35H252V36H254ZM262 35V36H263ZM41 36V35H40ZM53 36V35H52ZM58 36V35H57ZM94 36V37H93ZM92 36V38H90V36H87L88 38H90V40H84L85 39V37L83 38V36H82V38H83V40L85 41V42H81V41H83V40H81L80 42L82 43H80L79 45V47H81L80 48V50L79 49H77V52H78V54L77 55H74L73 56V54H72V51H71V49L73 48V45H75V44H73L72 45V47H71V49H70V45H69V47L67 46V44L69 43V39H71V38H69L68 40H67V42L68 43H66V45L64 46V44L63 45H60V44H58V45H60L61 47L63 46L64 47V49L66 48V47H68L69 49H67V50H64V52H62L60 49H62L60 46L58 47V48H60L58 51H57V53L59 52V51H61L58 55H59V57H55L54 55V57H55V63L53 62V57H51L50 58V56L48 55L47 57H45L46 56V54L44 53V58L46 59L45 60V62H47V64L45 65V66H48V69H45V71L46 70H49L50 71V73L52 74L51 76L52 77H55V76H57L58 74H59V72H58V68L60 69V67L61 66H65V68L63 69V67L60 69V70H63V71H61V72H63V75H64V77L63 78H66L67 80V82H69V79H72L71 77H72V75H70L72 72H71V70L73 71L74 69H72L71 68V66H73V65H75V64H77L79 67H77V68H79V69H81V67L83 66L84 67V71L86 72L87 71V74L89 75V76H86V78L88 79V81H86V83H88L89 85H92L93 87L92 88H94V87H96V90L97 91H99L100 92V94H101V96L102 97H100V99H98V103H96V99H94V98H92L91 100H92V102L94 103V105L95 104H97L96 106L97 107H100V105H101V109L103 108V111L105 112L106 110L108 111V113H107V115H104V114H106V113H103L102 114V110L100 109V108H96L99 112H94L95 114H93V113H90L91 111H89V107H88V105H89V103H86V101L84 102V100H83V107H84V104H85V107H84V109H83V107H82V105H80L81 104V102L79 103H77L78 105H80V106H78L76 103H75V101H76V99H73V100H68V101H66L67 100V98L65 99V103H67V104H61L62 103V101H58V99L56 100V101H58V103H59V105L61 104V106L62 105H64V108L63 109H65V107L67 108V112H69L68 114H70V116H71V119H70V125L69 124H65L64 126L66 127V125H69V126H67L66 128L67 129H63V128H61V126H60V123H59V126H60V130H56L57 128L55 127L56 125H55V123L56 122H54L53 121V123H54V125H52V126H54L56 129H55V131H56V133L58 132V133H60V134H58V135H56L55 134V136H58V137H55L54 135V139L56 138H59V139H57V140H54L53 138L52 139H49L50 141H49V147L51 146V145H55V143H57V146H55V150H53V147L54 146H52L51 147V149L53 150L52 152H51V149L49 148V150L47 149V148H45V146H44V148L47 150V152H46V150L44 149V150H42V151H45V153H43L41 150H36L37 151V153L38 154H40L41 156H42V154L41 153H43V157H42V159L41 158H37L38 159V161L36 162V164H35V162H32V163H34V164H32L31 162H30V164H31V166L34 168V169H36V170H34L33 168V170L34 171H37V173L39 174V176H41V175H45L46 177L49 175H51V176H53V178H51V179H56V177L57 176H59V177H61V175L63 174V170H67L68 169V171H69V169L71 168V169H75L74 171H78L79 169H81L80 171L82 172V173H80L81 174V176H82V174H84V176H86L85 177V179H88V180H90V178L92 177L93 178V176L94 177H99L101 180H106V182L107 181H109L108 183L109 184H111V183H113V184H111L113 187L112 188H114L115 187V185L117 184L118 186V188H116L115 187V189H119L120 188V190H119V192H117L119 195L121 194L123 197H121L120 198V201H121V199H122V202H120V208L118 207L117 209H115V211L116 210H118L119 211V209H120V212H117L118 213V215H119V219H117L116 217H117V215H116V217H115V214H117V213H113L112 211H113V209H112V211H111V213H110V210H107V209H109V208H107V207H105V209H106V211H104L105 209H101L100 208V206H99V208L101 209V212H99V209H98V213H95V211H94V209H96V208H94V206H93V208H91L92 206L91 205H89V202H85V201H83V200H81V199H83V196H82V198H81V196L80 197H78V195L77 194H74V189L72 190L71 188H68L70 185L68 184L69 183V180H67L66 178H67V174L65 173V172H67V171H65L64 172V175H62V177L64 178V179H59V182L60 181H64V182H61V185L64 183V184H66L67 183V185H69L68 187H67V185L65 186V185H62L63 187H61V186H53V185H50V182L48 181V179H49V177L45 180V181H48V182H44L45 184L46 183H49L48 185H47V187H48V189H51V191L52 192H50V196H51V198H56V199H58V204H57V202H55L54 204L55 205H57V207L59 206L60 207V209H62L63 210V212H60V213H62V215L60 214V213H55L54 212V214H56L55 216L56 217H58V220L59 221H64V223L67 225V227L70 229V231H69V233L67 232V231H64L63 229V233L65 232H67L66 234H63L62 233V236L63 235H67L66 237H59L58 236V238H60V239H64L65 240V242L64 243H66V245H64L65 247H63L62 248V250L61 251H59V254H56V256L57 257H59L58 258V260H59V263H57V264H103V262L106 260V258H102L100 255H102V253L103 252H105V254H104V256L106 255H110L111 253H108V252H110V250L109 249H114L113 247H115V249H117L118 250V252H120V254L118 253H116L117 254V258H118V260L119 261H121V262H126V261H130V260H128L129 258H128V256L129 257H131L130 255V252H132V251H134V249H132L131 247H133L132 245H131V243L133 244V240L135 239H133V233H132V235H131V233H129L130 231L132 232V229H134L133 227H137L138 225H134L133 223H135V222H138L137 224H139V227L141 228V225H148V230L150 229H155V231L153 230H151L152 232H154V233H157V232H162V230H164L163 231V233H161L162 235L161 236H163L164 237V235L165 234H168V233H170L171 232V230L173 231V232H171V233H177V231L179 230H181V229H183L182 227H188L191 223H194L195 222V217L194 216H196L194 213H195V211H193V210H195L196 209V211H199V210H197V202H199V200H197L196 201V199H195V201L192 199V197H187L186 196V193H185V199L183 200L182 198L181 199H177L179 202L181 201V204H183L182 206H183V208H178V207H176L175 205H174V202H170L169 200H167L166 198H165V196H164V198L166 199V202L165 203H162L161 202V200L159 201V200H157L156 198V200L155 199H152V197H148V196H143V194L142 195H140V194H138V193H140V192H137L136 191V193L135 192H127V191H125V190H127V186H125V188H124V186L122 185L124 182H125V180L126 181H128V179H129V177H128V179H125V176H126V174L124 173V172H126V173H128L127 171H125L124 169V177L122 178L121 176H123L122 174L123 173H121V171H120V173L121 174H117L118 176H119V178L118 179H116L118 176H116L115 177V180H113V178H114V176L115 175H113L115 172H114V170L117 172V169L115 168H113L112 170H105V173L104 174H106L107 173V175L105 176L104 174H103V172L102 171H104V169H100V171L101 172H98L100 175H101V173H102V175H104V176H100L98 173H97V171H96V169H98L99 170V168H101V167H99L101 164L102 165H104L103 164V159L102 160H97V162H94L93 161V159H98L97 157L98 156H94V154H93V156L95 157V158H93L92 160H90V159H83V158H85V157H87L88 156V154H86L87 156H85V154L84 153H87V151H89L90 153H93L92 152V150L94 149V147H93V149H92V147L90 148L88 145H90V144H88V143H92V142H97V140L96 139H98V136H101L103 139V141L104 142H107V140L109 141H111L110 142V144L113 146V144H112V142L114 143V145H116V143L117 144H119V146L118 147H123V150L122 151H125V154H127L126 152V149L128 148V146H130L129 144H131V142L133 143V146H131V147H133V148H135V149H137V147H139L140 145V143H141V146H142V143H145L146 142V140L147 139H145V135H146V132L148 133V132H152L151 130L149 131L148 129H149V126L147 127L146 125H150L151 123H152V121H150V124H146V125H144L145 123H143V126H146V127H142V129L144 128V129H146L147 131H145L144 129L142 130V129H140L139 131L140 132H144L145 131V133H143V134H145V135H141V134H139V131H137L138 129H136L135 130V127L137 126V128H140L142 125V122H146L147 120H143L144 118H145V114H143V116H144V118L141 120V124H140V122H137V118H138V121H140L139 120V118L141 119V117L142 116H140L142 113H141V108L139 109H136V108H134L133 109V107L131 106L132 104H133V102L135 101H133V100H130V98H134V97H132L131 95H129V91L131 92V90L130 89H135L134 87H130L129 86V84H130V82L129 81H126L125 79L126 78H123V76L121 77V75L122 74H120L119 76H117V75H114V73L110 70V69H108L110 66H112V64L114 65H116L115 67H117V66H120L121 65V67L123 68V66H124V68L126 67L125 66V64H126V62H125V64H124V62H123V64L121 63V61H120V59L122 60V57L120 58V57H118L119 55H121L120 53H121V51H125V54H126V52L128 51V49L130 50V48H132V47H130L129 48V45H131V44H129V43H131V42H134V40L136 41L137 40V42H135V43H132L133 44V48H132V51H133V49H135L134 48V44H137L138 45V47H140V44H141V42L138 40V38L136 39V37L134 38V40L132 41V39H133V37L131 38V42L129 41V39L127 40L128 41V43L126 42V43H123L124 45V47L122 48V47H119V46H117V45H115V48H114V46H112V42L113 41H111L110 40V42L111 43H107V44H111V50H112V48H113V53L111 54L109 51H107V54L105 55V54H103V51H102V49L98 46L99 44V42H101V41H99V42H95V41H92V40H95L96 39V37H95V35H93ZM182 36V35H181ZM39 37V36H38ZM59 37V36H58ZM77 37V38H76ZM107 37V36H106ZM172 37H173V35H172ZM245 37V36H244ZM249 37V36H248ZM55 38V37H54ZM61 38V37H60ZM60 38H58V39H60ZM87 38V39H88ZM93 38H95V39H93ZM105 38V37H104ZM108 39L107 40H109V38L110 37H107ZM252 38V37H251ZM263 38H264V36H263ZM40 38H37V40H39ZM74 39V38H73ZM72 39V40H73ZM98 39H99V37H98ZM101 39V38H100ZM110 39H112V38H110ZM123 39V38H122ZM125 39V38H124ZM210 39V38H209ZM57 40V39H56ZM60 40H62V39H60ZM59 40V42L61 43L62 41L64 42V40H62V41H60ZM71 40V41H72ZM113 40V39H112ZM251 39H249V41H250ZM254 40V41H255ZM260 40V41H259ZM39 41H41V40H39ZM38 41V42H39ZM51 41V40H50ZM74 41V40H73ZM72 41V42H73ZM96 41H98L97 39H96ZM119 41V40H118ZM117 41V42H118ZM124 41V40H123ZM125 41H126V39H125ZM124 41V42H125ZM162 41H161V47H162ZM263 41V42H262ZM38 42H36L35 43V45H39L40 44V42L38 43ZM58 42V41H57ZM75 43H76V41H74ZM117 42H114V43H116L117 44ZM153 42V41H152ZM262 42V43H261ZM46 43L47 42H45L44 44L46 45ZM43 43L41 42V46H43L42 45ZM49 45H51L52 44V42H51V44H50V42L48 43ZM56 44V43H55ZM62 44V43H61ZM98 44V45H97ZM103 44V43H102ZM120 44V43H119ZM118 44V45H119ZM126 44V45H125ZM143 44V43H142ZM142 44H141V46H142ZM146 44V43H145ZM153 44V43H152ZM211 44V43H210ZM249 44V45H248ZM253 44V45H252ZM76 45H78V44H76ZM75 45V46H76ZM104 45V44H103ZM106 45V44H105ZM104 45V46H105ZM121 45V44H120ZM137 45H135L136 46V48H137V50L136 51H138L139 52V50H138V47H137ZM144 45V44H143ZM41 46H39L41 49H44V48H42ZM47 46V45H46ZM98 46V47H97ZM101 46V45H100ZM108 46V45H107ZM132 46V45H131ZM144 46H146V45H144ZM143 46V47H144ZM150 46V45H149ZM148 46V47H149ZM155 46V45H154ZM158 46H159V44H158ZM208 48H207V47ZM38 47V46H37ZM39 47H38V49H39ZM48 47V46H47ZM50 47V46H49ZM77 47V46H76ZM109 48H110V45L108 46ZM147 47V48H148ZM160 47V46H159ZM160 47V48H161ZM35 48H36V46H35ZM108 48V49H109ZM141 48V47H140ZM139 48V49H140ZM150 48V47H149ZM152 48V47H151ZM156 48V47H155ZM155 48H152V49H155ZM37 49V48H36ZM74 49V48H73ZM106 49V48H105ZM105 49H104V51H105ZM142 49V48H141ZM151 49V50H152ZM157 49V48H156ZM155 49V50H156ZM159 49V48H158ZM215 49V50H214ZM63 50V49H62ZM76 50V49H75ZM36 51V50H35ZM40 51V50H39ZM38 50H37V52H39ZM74 51V50H73ZM250 51H252L251 53H250ZM260 51L258 50V52L260 53ZM147 52V51H146ZM149 52V51H148ZM147 52V53H148ZM159 52V51H158ZM162 52V51H161ZM56 53V52H55ZM134 53V52H133ZM146 53V54H147ZM188 53V55H186ZM119 54V55H118ZM131 54V53H130ZM138 54V53H137ZM141 54H142V52H141ZM141 54H140V56H141ZM143 54L146 56V54L143 52ZM142 54V55H143ZM154 54V53H153ZM223 54V55H222ZM253 54V55H254ZM115 55H118L117 57L115 56ZM123 55V54H122ZM148 55H149V53H148ZM147 55V56H148ZM126 56V55H125ZM129 56V55H128ZM135 56V55H134ZM138 56H139V54H138ZM146 56V58L144 57V59L146 60L148 57ZM152 56V55H151ZM186 56V57H185ZM215 56H217L216 54H215ZM234 56H235V58H234ZM250 56H252V55H250ZM250 56H249V58H250ZM254 56H256V55H254ZM258 56V55H257ZM71 57H73L74 59H73V61L74 62H76V63H74L72 60H71ZM131 57V56H130ZM129 57V58H130ZM143 57H142V59H143ZM162 58H163V56H161ZM221 57V59H223ZM227 57V58H226ZM253 57V56H252ZM134 58H137V57H134ZM134 58H133V60H134ZM141 58V57H140ZM150 58V57H149ZM152 58V57H151ZM150 58V59H151ZM237 58H241L242 60L240 61V65H238V63H237V61L239 62V59H237ZM247 58H248V56H247ZM257 58V57H256ZM51 59V60H50ZM60 59V61H62V62H60V63H58V60ZM168 58H166V60H169ZM214 59H216V58H214ZM213 59V60H214ZM224 59V60H225ZM254 59V58H253ZM124 60V59H123ZM122 60V61H123ZM132 60V59H131ZM136 60V59H135ZM134 60V61H135ZM137 60H139L138 58H137ZM226 60L223 62V63H226ZM252 60V59H251ZM256 60V59H255ZM254 60V61H255ZM114 61H115V63H114ZM171 61V60H170ZM223 61V60H222ZM249 61V60H248ZM128 62H130V61H128ZM218 62H220V60H218ZM234 62V63H235ZM252 62V61H251ZM64 64V65H60V64ZM74 63V64H73ZM117 63V64H116ZM131 63H132V61H131ZM249 63H250V61H249ZM249 63H247V64H249ZM120 64V65H119ZM128 64V63H127ZM220 64H222V62L220 63ZM227 64H228V61H227ZM110 65V66H109ZM131 64H129V66H130ZM198 65V64H197ZM196 65V66H197ZM235 65V64H234ZM235 65V66H236ZM242 65V66H243ZM52 66H54V71L52 70ZM56 66V67H55ZM58 66H60V67H58ZM81 66V67H80ZM109 66V67H108ZM220 66V65H219ZM223 67L222 68H220V70L221 69H225V71L227 70L228 71V67H227V65L225 64V65H222ZM82 67V68H83ZM112 67H114V66H112ZM225 67V68H224ZM34 68V67H33ZM227 68V69H226ZM35 71H37V69H39V68H37L36 66H35ZM119 69H121V68H119ZM201 69V68H200ZM43 70H44V68H43ZM59 70V71H60ZM126 70V69H125ZM34 71V72H35ZM44 71V72H45ZM48 71V72H49ZM75 71V70H74ZM73 71V73L74 74H76L75 72ZM116 71V70H115ZM39 72V71H38ZM117 72V71H116ZM119 72H121V73H123L122 72V70H120ZM201 72H203V73H201V74H196L195 76H193V79H195V80H191V81H187V80H185V81H187V82H185V81H183L182 82V80L180 81V83H181V85H185V88L187 87V88H194L193 87V85H200L201 84V82L202 83H204V82H206V81H210L211 80V78L213 77V76H211V73L210 72H208L207 70H205V72H204V70L202 69V71ZM31 73V72H30ZM46 73V72H45ZM79 73V72H78ZM222 75H226V73L224 72V70H221V72H220ZM32 74V73H31ZM48 74V73H47ZM47 74H46V76H47ZM126 74V73H125ZM54 75V76H53ZM62 75V74H61ZM234 75V74H233ZM233 75H229V77L228 78H230V82H231V80L233 81V82H231V84L232 85H234L233 87H235L236 86V88L238 87V83L240 82H238L237 81V79L235 80L237 83H235V81L233 80V78H234V76ZM43 76H44V74H43ZM49 76H50V74H49ZM49 76H47L48 78H50ZM69 76H71V77H69ZM228 76V74L225 76V77H227ZM233 76V77H232ZM41 77V76H40ZM78 77V76H77ZM124 77H126V76H124ZM128 77V76H127ZM43 79L45 78V81H49L50 82V80L49 79H47L46 80V77L44 76V77H42ZM62 78V79H63ZM232 78V79H231ZM40 79V78H39ZM81 79V78H80ZM179 79V78H178ZM184 79V78H183ZM235 79V78H234ZM56 80V79H55ZM41 81H42V79H41ZM59 81V80H58ZM84 80H82V83L83 84H85L84 82H83ZM178 81V80H177ZM195 81H198V82H195ZM48 82V83H49ZM51 82L54 84V80H53V78L51 79ZM67 82H65V84L67 83ZM129 82V84L127 85V83ZM42 83V82H41ZM41 83H39L40 85H41ZM45 84H47L46 82H44ZM60 83V82H59ZM72 82H70V84H71ZM132 83V82H131ZM179 83V84H180ZM43 84V83H42ZM45 84H43V85H45ZM50 84V83H49ZM49 84H47V85H49ZM87 84V85H88ZM236 84V85H235ZM42 85V90H44L45 88H46V86L47 85H45V86H43ZM73 85V83L70 85V86H68L67 84L65 85V86H62L63 88H65L66 86H68L69 88L71 87ZM74 85H75V83H74ZM88 85V86H89ZM131 85V84H130ZM240 85V84H239ZM55 86H57V84L55 85ZM45 87V88H44ZM48 87H50V85L48 86ZM74 87V86H73ZM73 87H71V88H73ZM76 87H77V85H76ZM75 87V88H76ZM87 87V86H86ZM199 87V86H198ZM37 88H40L39 86L37 87ZM52 88V87H51ZM49 89V88H46V90L47 89H49L51 92H52V90L53 89ZM53 88H55V87H53ZM60 89H61V87H59ZM91 88V87H90ZM191 88V89H192ZM236 88H234V91H235V89ZM58 89V88H57ZM65 89H68V88H65ZM74 89V88H73ZM82 89V88H81ZM81 89H80V94H81ZM87 89V88H86ZM88 89H89V87H88ZM87 89V90H88ZM95 89V88H94ZM99 89V90H98ZM40 90V89H39ZM38 90V91H39ZM75 90V89H74ZM77 90H79L78 89V87H77ZM86 90V91H87ZM91 90V89H90ZM93 90V89H92ZM237 90V89H236ZM35 91V90H34ZM36 91H37V89H36ZM55 91V90H54ZM57 91H59V89L57 90ZM56 91V92H57ZM64 90H60V93L59 94H61V92L62 93H64L63 92ZM67 90H65V93L67 94V92H66ZM76 91V90H75ZM82 91H84V89L82 90ZM93 91H95V90H93ZM92 91V92H93ZM134 91V90H133ZM48 92V91H47ZM47 92L45 91V94H47ZM88 92V91H87ZM91 92V91H90ZM44 92H42L41 94H43ZM49 93V92H48ZM53 93V92H52ZM52 93H49V94H47V95H52ZM77 93H79V91H77ZM84 93H86L85 91H84ZM89 93V92H88ZM54 94V93H53ZM69 94H70V91H69ZM80 94H79V96H80ZM94 94V93H93ZM99 94V93H98ZM100 94L99 95H97V94H94L95 96H100ZM46 95V96H47ZM62 95V94H61ZM61 95H58L57 94V96H61ZM70 95H72V94H70ZM82 95V94H81ZM84 95V94H83ZM82 95V96H83ZM89 96H93L92 94L90 95V94H88ZM87 95V98L89 97ZM44 96V94L42 95V97ZM53 96V95H52ZM57 96H55V97H57ZM62 96H64V94L62 95ZM67 96V95H66ZM85 96V95H84ZM129 96V97H128ZM41 97V96H40ZM48 97V96H47ZM70 97V96H69ZM73 98H74V96H72ZM71 97V98H72ZM86 97V96H85ZM84 97V98H85ZM44 98V97H43ZM63 98H65V97H63ZM83 98V99H84ZM167 98H168V96H167ZM170 98V97H169ZM168 98V99H169ZM42 99V98H41ZM51 99V98H50ZM60 99H62V98H60ZM69 99V98H68ZM93 99H94V101H93ZM135 99V98H134ZM140 99V101L142 100V103L144 104L145 103V106L146 105H148L149 107L152 105V106H154V107H150V109L151 110H149V112L150 111H153V112H155V114L153 115L152 114V112H151V115L153 116V117H149L148 118V116L150 115V113L148 114V113H146V114H148V116H147V118L148 119H152L153 121H155V124L153 125V124H151V125H153V126H157V129H156V132H153V133H149V134H151V136H153V134H156L157 133V130H160L159 129V117H160V115H159V110H157L159 107V96L157 95V96H151V97H146V98H139ZM167 99V100H168ZM171 99V98H170ZM39 100H40V98H39ZM48 100H49V98H48ZM52 100V99H51ZM63 100V99H62ZM86 100V99H85ZM90 100V101H91ZM137 100V99H136ZM20 101V100H19ZM132 103H131V102ZM137 101H139V100H137ZM136 101V102H137ZM139 101V102H140ZM161 101V100H160ZM163 101V100H162ZM185 101V100H184ZM189 101V100H188ZM42 103H43V101H41ZM51 102V101H50ZM77 102V101H76ZM88 102V101H87ZM165 102V101H164ZM163 102V103H164ZM171 102H175V101H171ZM171 102H168V103H171ZM177 102V101H176ZM186 102H187V100H186ZM185 102V103H186ZM190 102V101H189ZM21 103V102H20ZM28 103H30V102H28ZM44 103H45V101H44ZM44 103H43V105H44ZM46 103H48L49 105H51V103H49L48 101L46 102ZM54 103V102H53ZM53 103H52V106H53ZM56 103V102H55ZM54 103V104H55ZM135 103V102H134ZM163 103H161V105L163 104ZM166 103V102H165ZM190 103H192V102H190ZM189 103V104H190ZM57 104V103H56ZM99 104V105H98ZM28 106H29V104H27ZM30 105H31V103H30ZM34 105H35V103H34ZM49 105H46V106H48L49 107V109L51 108ZM59 105H58V108H60L59 107ZM92 105V104H91ZM93 105V106H94ZM165 105H167V103L165 104ZM171 107H172V110H170L171 108H169V111L170 112H172V114H167L166 113V115H165V117L163 116V115H161V116H163L164 118H160V120L161 119H163L162 121H160L161 123L163 122V124H161V126L163 125L164 126V124H165V126L167 127H165V129H168V131H167V133H168V135L169 134H171V133H169L170 132V130L173 132L172 133V139L173 140H175V141H177L176 143L178 144H176L175 142H174V146H176L177 148H179L180 150H178L177 151V154H178V152L180 151L181 153H180V155L182 154V155H186V153L188 154L187 156H189V159H191L190 157L192 156V159L194 158V160L196 159L197 160V158H198V156L199 155H197L196 157H195V155H196V153L194 152V150L196 151H203V153L205 152H207L208 151V149L211 147V145L209 144L210 142H211V139L212 138H216L219 134H220V132H221V130H219L218 132H216V129L218 130V128L216 127L215 129H214V127H210L209 128V126L208 127H206L207 126V124H205L204 125V121L203 122H201V121H196V119H197V117L195 118V120H194V118L192 119V120H194L193 122H192V120H187V119H185L187 116H185V115H189V111L185 114V112H184V110L182 111L181 109V114L177 111V110H179V108H177L176 106H175V108H177V109H175V108H173L174 106H172V104H169ZM169 105H167V107H166V109H165V107H164V109H162L163 110V112L164 111H166L167 110V108L168 107H170ZM174 105V104H173ZM185 105V104H184ZM45 106V107H46ZM95 106V107H96ZM147 106V107H148ZM186 106H188V104L186 103ZM185 106V107H186ZM191 106V105H190ZM193 106V105H192ZM30 107V109H31V107L32 106H29ZM37 107V106H36ZM44 107V106H43ZM48 107H47V109H48ZM55 107L56 106H53V108L55 109ZM63 107V106H62ZM131 107V108H130ZM184 107V106H183ZM185 107H184V109H185ZM35 108V107H34ZM52 108V109H53ZM57 108V107H56ZM127 108L129 109H132L133 111H128L127 110ZM195 108V107H194ZM93 109V108H92ZM100 109V110H99ZM105 109V110H104ZM109 109H112V111L110 110L109 111ZM114 109H115V111H114ZM121 109H124L125 111H127V112H125L124 110L122 111ZM129 109V110H130ZM197 109V108H196ZM61 110V109H60ZM60 110H58V112L60 113ZM97 110H95V111H97ZM138 110H140V112H138ZM161 110V111H162ZM176 110V111H175ZM186 110V109H185ZM189 110V109H188ZM190 110H192V108L190 109ZM50 111H52V110H50ZM50 111H48V112H50ZM56 111L57 110H55L54 112H55V114H53L52 112V115H56V116H58L59 115V113H58V115H57V113H56ZM168 111V110H167ZM166 111V112H167ZM169 111H168V113H169ZM262 111V110H261ZM260 111V112H261ZM62 112H63V110H62ZM61 112V115L64 113H62ZM109 112H111V113H113V114H111V113H109ZM121 112H123V113H128V112H132L133 114H130V113H128L126 116H125V114L123 115ZM138 112V113H137ZM177 112V113H176ZM193 112V111H192ZM198 112V111H197ZM101 113L102 115H104V116H102V118H101V115L99 116V114ZM141 113V114H140ZM174 113V114H173ZM179 113V114H178ZM262 113L264 114V112L262 111ZM47 114V113H46ZM110 114V115H109ZM139 114V115H138ZM164 114V113H163ZM183 114H185V115H183ZM263 114H261V115H263ZM49 115V114H48ZM260 115V118H262V120H264V116H261ZM51 116V115H50ZM55 116V117H56ZM140 116V117H139ZM192 116V115H191ZM196 116V115H195ZM259 116V113L255 116V118L258 120V117ZM194 117V116H193ZM258 117V118H257ZM47 117H45L44 118V121H45V119H46ZM52 118V120H53V118H54V116L53 117H51ZM57 118V117H56ZM55 118V119H56ZM69 118V117H68ZM147 118H145V119H147ZM201 118V117H200ZM254 118V119H255ZM259 118V120H260V122H263V124L261 123V125H264V121H261V119ZM48 119H49V116H48ZM60 119V118H59ZM62 119V118H61ZM253 119V121H255V123H256V121L257 120H254ZM42 120H43V117H42ZM50 120V119H49ZM203 120V119H202ZM258 120V121H259ZM39 121H41L40 119H39ZM43 121V122H44ZM57 121H58V118H57ZM60 121H62V120H60ZM59 121V122H60ZM67 121V120H66ZM66 121H64V122H66ZM257 121V122H258ZM48 122H51V121H48ZM47 122V123H48ZM67 122H69V121H67ZM198 122V123H197ZM202 124H201V123ZM260 122H258V124L256 123V125H257V127L259 128V126L262 128V126L260 125ZM52 123V124H53ZM137 123H139L138 125H137ZM149 123V122H148ZM49 124V123H48ZM47 124V125H48ZM57 125H58V123H57ZM46 126V125H45ZM50 127V126H49ZM48 127V128H49ZM151 127V126H150ZM54 129V128H53ZM52 129V130H53ZM62 129H63V131H62ZM164 129V128H163ZM165 129H164V131H165ZM264 129V128H263ZM50 130H51V128H50ZM49 131V130H48ZM47 131V132H48ZM55 131H52V133H54ZM160 131H162V130H160ZM62 132V133H61ZM137 132H138V134L139 135H141V136H139L138 134H137ZM133 133H135V134H137L138 135V138H136V136L133 134ZM160 133V132H159ZM49 134V133H48ZM148 134V135H149ZM163 134H165V132L163 133ZM211 134H214L213 135V137H211ZM148 135H146V136H148ZM158 135V134H157ZM162 135V134H161ZM52 135L51 134H49V138L51 137ZM60 136H61V138H60ZM132 136L136 139H133L132 138ZM144 136V137H143ZM150 135L148 136V137H151ZM160 136V135H159ZM164 136V135H163ZM47 137V136H46ZM148 137H146V138H148ZM154 137H156V135L155 136H153V137H151V139H149V140H152V139H154ZM158 137V136H157ZM43 138H45V137H43ZM133 139V141H131L130 142V140H132ZM142 138V139H141ZM143 138H144V140H143ZM159 138V137H158ZM165 138V137H164ZM163 138V140H161V141H164V140H166V139H164ZM167 138V137H166ZM168 138H169V136H168ZM104 139H107V140H104ZM141 140L142 142H140L139 140ZM170 139V138H169ZM46 140H48L47 138H46ZM45 140V141H46ZM51 140H53L52 142H51ZM101 140V138L99 137V141L98 142H101L100 141ZM159 140V139H158ZM156 138L154 139V140H152V142L153 141H155V142H159ZM168 140V139H167ZM166 140V141H167ZM171 140V139H170ZM56 141H58V142H56ZM138 141V142H137ZM144 141V142H143ZM148 141V140H147ZM47 142V141H46ZM52 144H51V143ZM53 142H55L54 144H53ZM103 142V143H104ZM149 142V141H148ZM168 142V141H167ZM171 142H172V140H171ZM170 142V143H171ZM41 143V142H40ZM102 143V144H103ZM135 143V144H134ZM95 144H97V143H95ZM94 144V145H95ZM99 145H101L100 143H98ZM97 144V145H98ZM105 144H107L108 145V142L107 143H105ZM105 144H104V146H105ZM108 145V146H110V148H111V145ZM152 144V143H151ZM153 144H154V142H153ZM157 144H159V143H157ZM157 144H154V145H157ZM180 144V145H179ZM41 145H43V144H41ZM106 145V146H107ZM132 145V144H131ZM138 145V146H137ZM147 145V144H146ZM146 145H143V146H146ZM172 145V144H171ZM172 145V146H173ZM264 145V144H263ZM263 145H262V148H260V149H264V147H263ZM46 146H48V143H47V145ZM91 146V145H90ZM93 146V145H92ZM137 146V147H136ZM149 146H150V144H149ZM152 146V145H151ZM169 145H167V147H168ZM42 147V146H41ZM87 147H89L90 148V150H89V148H87ZM114 147H117V146H114ZM131 147H129V148H131ZM43 148V147H42ZM84 149V151H86V152H82V150L81 149ZM109 148V149H110ZM121 148L119 149L120 151H121ZM126 148V149H125ZM143 147H139V149L141 150ZM156 148V147H155ZM159 148V147H158ZM169 148H170V146H169ZM172 148V147H171ZM177 148H175L176 150H177ZM197 148V149H196ZM88 149V150H87ZM92 149V150H91ZM96 149V148H95ZM94 149V150H95ZM117 148H115V150H116ZM125 149V150H124ZM132 149V148H131ZM135 149H132V150H135ZM146 149V148H145ZM173 149V148H172ZM171 149V150H172ZM31 150V149H30ZM29 150V152L30 153H32V155H33V150H31L30 151ZM97 151H98V149H96ZM111 150H113L114 151V149H111ZM129 150V149H128ZM170 150V149H169ZM176 150L174 151L175 152V154H176ZM28 151V150H27ZM36 151H34V154H36ZM39 151H41V153L39 152ZM48 151H49V153H48ZM55 151V152H54ZM79 151L80 152H82V157H80L81 155H80V153H79ZM101 151V150H100ZM118 152L119 153V155H121V152ZM21 152V155H22V153L24 152H22V151H20ZM130 152V151H129ZM128 152V153H129ZM136 152L137 153H139V151H137L136 150ZM135 152V153H136ZM199 152V153H200ZM259 152L260 153H262L261 152V150H259ZM24 153H26V152H24ZM65 155H64V154ZM79 153V154H78ZM122 153H124V152H122ZM134 153V152H133ZM135 153L133 154V156H135ZM136 153V154H137ZM195 153V154H194ZM253 153V152H252ZM11 154V153H10ZM16 154H18L19 155V153H16ZM29 154V153H28ZM75 154V155H74ZM190 154H192L191 156H190ZM246 154H248V153H246ZM259 153H257L256 152V156L258 155ZM21 155H19V156H21ZM39 155V156H40ZM76 155H78V156H76ZM113 155V154H112ZM111 155V156H112ZM118 155V154H117ZM116 155V156H117ZM130 155H131V153H130ZM139 155V154H138ZM23 156H25L24 154H23ZM30 156V155H29ZM36 155H34V157H35ZM62 156H64L63 157V159L65 160V161H62V159H61V157ZM92 155H90L89 157L91 158V157H93ZM115 155L113 156V157H116ZM121 156H123V155H121ZM126 156V155H125ZM125 156H123L124 158H125ZM140 156H142L141 154H140ZM187 156H184V160L187 158ZM203 157H204V155H202ZM248 156H249V154H248ZM256 156H253L254 157V159L256 158ZM260 155H258L257 156V159L258 158H260L259 157ZM26 157H28V155L26 156ZM31 157V156H30ZM89 157H87V158H89ZM100 157V156H99ZM109 157V156H108ZM122 157V158H123ZM136 157H138V156H136ZM143 157V156H142ZM182 157V156H181ZM180 157V158H181ZM201 157V156H200ZM202 157V158H203ZM247 157V156H246ZM250 157H252V155L250 156ZM17 158V157H16ZM36 158V157H35ZM110 158V157H109ZM112 158V157H111ZM111 158L109 159V160H111ZM118 158H119V156H118ZM117 158V159H118ZM129 158H131V157H128V158H126V159H128V160H130ZM202 158H201V160H202ZM27 159V158H26ZM100 159V158H99ZM108 159V158H107ZM107 159H104V160H107ZM116 159V158H115ZM120 159V158H119ZM125 159V160H126ZM204 159V158H203ZM248 159V158H247ZM261 159H262V157H261ZM260 159V160H261ZM264 159V158H263ZM18 160V159H17ZM28 160V159H27ZM27 160H26V162H27ZM34 160V159H33ZM109 160H108V162H109ZM124 160V161H125ZM127 160V161H128ZM182 160H183V158H182ZM195 160V161H196ZM249 160H250V158H249ZM25 161V160H24ZM29 161V160H28ZM30 161H32V160H30ZM100 161H102V162H100ZM118 161V160H117ZM188 161V160H187ZM203 161V160H202ZM253 161V160H252ZM263 163H264V160H261ZM261 161H259V162H261ZM25 162V163H26ZM64 162H67V163H64ZM101 163V164H96V163ZM105 162V161H104ZM110 162H114V159L113 160H111ZM186 162V161H185ZM191 162H193V160H191ZM197 163L199 162V158H198V161H196ZM256 162V161H255ZM257 162H258V160H257ZM258 162V163H259ZM6 163V162H5ZM4 163V164H5ZM20 163V162H19ZM105 163H107V162H105ZM115 163V162H114ZM200 163H201V161H200ZM199 163V164H200ZM1 165H3L2 163H0ZM10 164V163H9ZM13 164V163H12ZM11 164V165H12ZM27 164V163H26ZM193 164H194V162H193ZM196 164V163H195ZM199 164H197V166L195 165V168L196 167H199ZM256 164V163H255ZM8 165V164H7ZM19 165V167H21L20 166V164H18ZM96 165H99V166H96ZM113 165H117V163L116 164H113ZM10 166V165H9ZM15 166V165H14ZM194 166V165H193ZM2 167V166H1ZM6 167V166H5ZM11 167V166H10ZM23 167V166H22ZM63 167V168H62ZM99 167V168H98ZM13 168V167H12ZM194 168V167H193ZM202 168V167H201ZM5 169V168H4ZM20 169V168H19ZM23 169V168H22ZM25 169H27L26 167H25ZM24 169V170H25ZM61 169H63V170H61ZM70 169V170H71ZM77 169V170H76ZM197 169V168H196ZM3 170V169H2ZM21 170V169H20ZM24 170H23V172H24ZM28 170V169H27ZM29 170H31V168L29 169ZM60 170L62 171V174L60 173ZM85 171V173L87 172H92L91 174L89 173V175L86 173H83L84 171ZM122 170V171H123ZM194 170V169H193ZM192 170V171H193ZM200 170V169H199ZM59 171V175H57V172ZM71 171H73V170H71ZM106 171H112V172H110V175L108 174L109 172H106ZM130 171V170H129ZM133 171H135V170H133ZM129 172L130 174H128V175H130L131 176V173H133V175H134V172ZM196 172H197V170H195ZM194 171V172H195ZM31 172V171H30ZM70 172V171H69ZM94 172V173H93ZM136 172V171H135ZM25 173H28V172H25ZM34 173V175L36 174V172H32V174ZM72 173H74V172H72ZM71 172H70V174H72ZM136 173H138V172H136ZM136 173H135V175H136ZM31 173H30V175H32ZM66 174V175H65ZM77 174V173H76ZM93 174V175H92ZM116 174V173H115ZM197 174V173H196ZM29 175V174H28ZM29 175V179H31L30 177H32V176H34V175H32V176H30ZM88 175V176H87ZM92 175V176H91ZM121 175V176H120ZM127 175V176H128ZM133 176V177H131L130 179H133L134 177L135 178H137L136 176ZM194 175V174H193ZM38 176V175H37ZM37 176L35 175L34 177H36L37 178ZM44 176V177H45ZM50 176V177H51ZM56 176V177H55ZM72 176H74V175H72ZM112 176H113V178H112ZM126 176V177H127ZM196 175H194V177H195ZM42 177V176H41ZM61 177V178H62ZM66 177V178H65ZM107 177V178H106ZM193 177V178H194ZM250 177V176H249ZM39 178V177H38ZM37 178V182H38V180H40V179H38ZM71 178V177H70ZM75 178V177H74ZM91 178V179H92ZM98 178V181L100 180ZM142 178V177H141ZM58 179V178H57ZM56 179V180H57ZM67 180V182H66V180ZM123 179H125V180H123V183L121 182ZM139 179V178H138ZM1 180V179H0ZM34 180V179H33ZM33 180H29L30 182H31V184H34V183H32V181ZM100 180V181H101ZM112 180H113V182H112ZM27 181H28V179H27ZM26 181V182H27ZM41 182L43 181L42 179L40 180ZM53 181H55V180H53ZM71 181V180H70ZM110 181H111V183H110ZM133 181H136V179L134 180L133 179ZM237 181V180H236ZM25 182V183H26ZM33 182H35L36 183V181L34 180ZM58 182V183H59ZM102 182H105V181H102ZM129 182V181H128ZM131 182H132V180L130 181V184H131ZM233 182V181H232ZM0 183H1V181H0ZM51 183H53V182H51ZM74 183V182H73ZM75 183H76V181H75ZM122 183V184H121ZM126 183V182H125ZM133 183V182H132ZM135 183V182H134ZM137 183H139V181L137 182ZM145 183V182H144ZM146 183H147V181H146ZM236 183V182H235ZM31 184L29 185V187H31ZM38 184H40V183H37V186H40V185H38ZM42 184V183H41ZM45 184H43V185H45ZM140 184V183H139ZM149 184V183H148ZM214 184V183H213ZM26 185V184H25ZM36 185V184H35ZM42 185V186H43ZM56 185H57V182H56ZM74 185V184H73ZM111 185H110V188H111ZM126 185V184H125ZM133 185V184H132ZM136 185V184H135ZM135 185H133V186H135ZM143 185H146V184H143ZM142 184H141V186H143ZM231 185V184H230ZM232 185H234V184H232ZM137 186H138V184H137ZM140 186V185H139ZM214 186V185H213ZM28 187V186H27ZM28 187V188H29ZM32 187H33V185H32ZM47 187H45V188H47ZM66 187V188H65ZM72 187V186H71ZM122 187V188H121ZM129 187V186H128ZM144 187V189H148V188H145V186H143ZM142 187V188H143ZM186 187H189V186H186ZM191 187V186H190ZM189 187V188H190ZM206 187V186H205ZM208 187V186H207ZM219 187V186H218ZM1 188V187H0ZM33 188H35V187H33ZM32 188V189H33ZM109 188V187H108ZM130 188V187H129ZM128 188V189H129ZM136 188V187H135ZM135 188H134V191H135ZM138 188H140V187H138ZM138 188H136V189H138ZM167 188H169L168 186H167ZM188 188V189H189ZM203 187H201V189H202ZM214 188V187H213ZM31 189V190H32ZM40 189V188H39ZM39 189H38V192H40L39 191ZM72 191H71V190ZM77 190H78V188H76ZM130 189H132V188H130ZM149 189H150V186H149ZM151 189H152V187H151ZM187 189V190H188ZM200 189V188H199ZM206 189V188H205ZM210 189H211V187H210ZM216 188H214V190H215ZM35 190H36V188H35ZM46 190V189H45ZM122 190V191H121ZM139 190V189H138ZM141 190V189H140ZM169 190V189H168ZM167 190V191H168ZM192 190V189H191ZM212 190V189H211ZM48 191H50V190H48ZM48 191H47V193H48ZM79 191H80V189H79ZM109 191H112L111 189L109 190ZM132 191V190H131ZM151 191V190H150ZM172 191V190H171ZM186 191V190H185ZM200 191V190H199ZM204 191V190H203ZM202 191V192H203ZM213 191V190H212ZM250 191H252V190H250ZM114 192H116V191H114ZM114 192H112V193H114ZM183 192V191H182ZM188 192H190V191H188ZM187 192V193H188ZM76 193H77V191H76ZM117 193L115 194V195H117ZM251 193V192H250ZM253 193V196L255 197V199L256 200H258L259 198L258 197H260V199H261V197L263 196V194H264V192L262 191V192H260V193H258V192H252ZM255 193H258L257 194V198H256V195H255ZM261 193H263L262 195H261ZM82 194V193H81ZM47 195V194H46ZM77 195V196H76ZM80 195V194H79ZM119 195H117V196H119ZM183 195V194H182ZM203 194H201V196H202ZM222 195V194H221ZM261 195V196H260ZM53 196V197H52ZM150 196H152L151 195V193H150ZM167 196V195H166ZM188 196H189V194H188ZM200 196V195H199ZM238 196V195H237ZM1 197V196H0ZM48 197V196H47ZM120 197V196H119ZM155 197V196H154ZM158 197V196H157ZM160 197V196H159ZM161 197H163V196H161ZM169 197L171 198V196L169 195ZM221 197V201H222V204H224V203H226L225 205H222L223 207H226V210H227V207H228V205H227V202H228V204L230 205L231 203H230V201L228 200V198H227V200H224L225 199V197L226 196H219V197H217V199L219 200H215V202L216 201H218V204L220 205L221 204V201H220V198ZM233 197V196H232ZM254 197H252V194H251V199H254ZM33 198V197H32ZM85 198V197H84ZM89 198V197H88ZM118 198V197H117ZM169 198V199H170ZM184 198V197H183ZM201 198V197H200ZM240 198V197H239ZM119 199V198H118ZM117 199V200H118ZM164 199V200H165ZM172 199V198H171ZM175 199H176V197H175ZM188 199V200H187ZM223 199V200H222ZM237 199V198H236ZM254 199V200H255ZM259 199V200H260ZM262 199H264V197H262ZM43 200H44V198H43ZM52 200V199H51ZM193 200V201H192ZM240 200V199H239ZM250 199H248V201H249ZM254 200L252 201L253 203H255V202H257V201H255L254 202ZM41 201V200H40ZM46 201L47 200H45V203H46ZM223 201H225V202H223ZM227 201V202H226ZM241 201H243V200H240V203H242ZM261 201V200H260ZM263 201L264 200H262V202L261 203H263ZM48 202V201H47ZM51 202V201H50ZM49 202V203H50ZM115 202V201H114ZM159 202H161L160 203V205H159ZM194 202V203H193ZM214 202V203H215ZM259 202V201H258ZM52 203V202H51ZM50 203V204H51ZM88 203V204H87ZM217 203V202H216ZM236 203H238L239 204V202H236ZM236 203H232L231 204V210H228V211H223L222 212V207L220 206V208H222L220 211H217L219 208H218V206L216 207V204H213V205H215V207L214 206H212V207H214L215 208V210H214V208H212V207H210V211L211 212H209L208 214H206L205 215V217L202 215L203 214V212L204 213H206L205 211H204V209H203V212H202V216H203V223H202V221H201V223H195L196 224V227H197V229H198V231L200 230V231H202L203 233L204 232H206V230H212V231H207L206 233H204V234H208V233H211V234H208L209 235V237H207V240H208V243H206L207 241H206V239L205 240H203L204 241V243H206V245L208 244L209 246H212L214 243L213 242H215V245H216V248L218 247V248H220V250L219 249H217V250H219V253H218V251H214V249L212 248V252L213 253H216V255H214V257L212 256L213 255V253L211 252V249L210 248H208V247H206V250L207 251H202V253H204V252H206L207 253V255L205 256L206 257V259L208 258L209 259V257H211V258H215L216 260H217V258L219 257L220 258V260H221V264H223V259H224V257L226 258V256H230L231 258L228 260V261H230V260H234L235 261V257H236V254H237V256L238 255H240V253L239 252H243L242 250H244V249H239V248H242L243 246L242 245H249V246H251L252 247V245H253V247H252V249L250 250V249H248V248H250V247H248V246H244L245 248H247L246 250H247V252H245L244 251V254L242 253V255H240V256H238V257H236V258H238V260H237V262L239 261L240 263H242V264H246V259H247V261H249L247 264H249L250 262H251V260H252V262L250 263V264H258V263H261V264H264V254H263V252L264 251H262V249L264 250V248L263 247H261V245L262 244H259L260 246V248H262V249H260V248H258L257 249V247H258V245H257V247H254V246H256V245H254L255 244V242H253L254 241V239H249L248 241H241V237H240V235L242 236L243 234L244 235H246L247 237H248V235L249 236H252V235H257L258 233H261L262 231H264V216L261 214V216H263V217H261V216H256L255 214L252 216V217H248V218H246L245 216H246V214L248 215V213H245V214H243L244 213V207H246V206H244L245 204H241L242 205V207H240V208H238L239 206H240V204H239V206L236 208L235 206V208L233 207V205H238V204H236ZM248 203V202H247ZM247 203H246V205H247ZM250 203H251V200H250ZM42 204V203H41ZM47 204V203H46ZM117 204V203H116ZM116 204H114V205H116ZM252 204V203H251ZM259 204V203H258ZM42 205H44V204H42ZM48 205V204H47ZM47 205H46V207H47ZM52 205H53V203H52ZM118 205H119V201H118ZM227 205V206H226ZM253 205V204H252ZM260 205H262V204H260ZM263 205H264V203H263ZM112 206V205H111ZM117 206V205H116ZM244 206V207H243ZM251 206V205H250ZM37 207H38V205H37ZM57 207H54L53 208V206H52V208L55 210V209H57ZM103 207V206H102ZM110 207V206H109ZM113 207V206H112ZM249 207V206H248ZM48 208H50L49 206H48ZM52 208H50V209H52ZM104 208V207H103ZM213 210H212V209ZM217 208V209H216ZM237 209V210H235L234 211V209ZM53 209H52V211H53ZM209 209V208H208ZM208 209H206L207 210V212H208ZM225 209V208H224ZM223 209V210H224ZM229 209V208H228ZM233 209V210H232ZM238 209H241L240 211L242 212V214H241V212L238 210ZM48 210V209H47ZM57 210H59V209H57ZM251 210V209H250ZM51 211V212H52ZM103 211V212H102ZM109 211V212H108ZM202 211V210H201ZM230 211V212H229ZM232 211V212H231ZM234 211V212H233ZM43 212V211H42ZM57 212V211H56ZM65 212H68L69 213V215L66 213V215L68 216V218L67 219H65L64 218V215H65ZM97 212V211H96ZM251 212H254V211H251ZM40 213H41V211H40ZM192 213L194 214V216H193V218H192ZM199 213H200V211H199ZM210 213H212V214H210ZM234 213V214H233ZM3 214V213H2ZM210 214V215H209ZM52 215V214H51ZM199 215V214H198ZM0 216H1V214H0ZM54 216V217H55ZM66 216V217H67ZM3 217V216H2ZM53 217V216H52ZM1 218V217H0ZM42 218V217H41ZM194 220V222H192V219ZM201 218V217H200ZM53 219V218H52ZM0 220H2V219H0ZM45 220H47V219H45ZM57 220V221H58ZM197 220V219H196ZM201 220V219H200ZM224 220H227L226 222L228 223V226H229V228L228 229H231V232L233 231L232 229L234 228V227H232V226H243L240 230H244L243 232L242 231H240L239 233H237V232H232V234H230V235H232V236H234V235H236V236H234V238L233 237H231V239H229L230 238V235H229V237L227 238L225 235H227L228 233H230V232H228V233H224V235H223V238H221L222 237V232H227V230L224 228V226H223V228L221 227V230L223 229V230H226V231H221V230H219V223H221V222H224V223H221L222 225L223 224H225V221ZM30 221V220H29ZM35 221V220H34ZM198 221V220H197ZM220 221V222H219ZM31 222H33V221H31ZM30 222V223H31ZM43 222V221H42ZM45 222V221H44ZM55 222H56V220H55ZM131 222H133V223H131ZM198 222H200V221H198ZM36 223V222H35ZM53 223V222H52ZM51 222H50V224H52ZM57 223V222H56ZM45 224H46V222H45ZM207 224H209V227L211 226V228H209L208 227V225ZM230 224V225H229ZM233 224V225H232ZM25 225H27V223L25 224ZM33 225V224H32ZM32 225H31V227H32ZM42 225V224H41ZM55 225V224H54ZM58 225V224H57ZM61 225V224H60ZM160 225V226H159ZM186 225V226H185ZM221 226V225H220ZM225 226H227V225H225ZM230 226L232 227V228H230ZM35 227V226H34ZM33 227V228H34ZM41 227V226H40ZM59 227V226H58ZM143 227V226H142ZM152 227V228H151ZM158 227H160V228H158ZM180 227L181 229H178V228ZM195 227V228H196ZM219 227V228H218ZM236 227V228H237ZM29 228V227H28ZM37 228H39V227H37ZM44 228H45V226H44ZM62 228H63V226H62ZM64 228H66L65 226H64ZM67 228V229H68ZM177 228V231H175V229ZM207 228V229H206ZM5 229V228H4ZM36 229V228H35ZM55 229H58V228H55ZM66 229V230H67ZM129 229H130V231H129ZM136 229H138V228H136ZM135 229V230H136ZM141 229H143V228H141ZM159 229H162V230H159ZM204 229V230H203ZM30 230H32V229H30ZM60 230V229H59ZM156 230H158V231H156ZM170 230V231H169ZM236 230H239V229H236ZM235 229H234V231H236ZM54 230H52V232H53ZM129 231V232H128ZM142 231V230H141ZM140 231V232H141ZM144 231V230H143ZM168 231V232H167ZM175 231V232H174ZM197 231V230H196ZM197 231V232H198ZM221 231V233H219ZM55 232V231H54ZM60 232H62L61 230H60ZM136 232V231H135ZM138 232H139V230H138ZM138 232H136V233H138ZM139 232V233H140ZM150 232V231H149ZM166 232V233H165ZM246 234H245V233ZM151 233V232H150ZM175 233V234H176ZM200 233V232H199ZM243 233V234H242ZM135 234V233H134ZM178 234V233H177ZM176 234V235H177ZM202 234V233H201ZM204 234H202L203 236H205ZM59 235V234H58ZM141 235V234H140ZM146 235V234H145ZM148 235V234H147ZM174 234H170L168 237L169 238H171V236H173ZM207 235V236H208ZM51 236V235H50ZM159 236V235H158ZM157 236V237H158ZM160 236V237H161ZM167 236V235H166ZM165 236V237H166ZM224 236H225V238H227V239H225L224 238ZM228 236V235H227ZM55 237H57V235L55 236ZM67 237H68V240L70 241V242H72V240H74L75 242H77L78 244H84V245H86L87 243H88V246L87 247H89V248H86V246L84 247L83 245V248H82V246L80 245V247H78V248H75V247H72L73 246V243H72V246H71V244L69 243V241L67 240ZM137 237V236H136ZM206 237V236H205ZM205 237H203V238H205ZM45 238V237H44ZM57 238V239H58ZM130 238H131V240H130ZM167 238V237H166ZM208 238H210V239H208ZM221 238V239H220ZM142 239V238H141ZM159 239V238H158ZM214 240L215 239V241H211V240ZM55 240H56V238H55ZM59 240V239H58ZM67 240V241H66ZM138 241H139V239H137ZM127 241V242H126ZM131 243H130V242ZM206 241V242H205ZM211 241V243H213L212 245H210L211 243H209ZM59 242H60V240H59ZM74 242V243H75ZM125 242H126V245H125ZM130 244H129V243ZM136 242L137 241H135V244H136ZM139 242H141V241H139ZM201 242V244H203L202 243V241H200ZM199 242V243H200ZM46 243V242H45ZM61 243H63V242H61ZM77 243H75V244H77ZM138 243V242H137ZM237 243H241L240 245L242 246V247H240V245H239V248L237 249V248H235V245L237 244ZM244 243V244H243ZM90 244V245H89ZM121 246H120V245ZM129 244V245H128ZM201 244H198V245H200L198 248H200V250L202 249V247H203V245H201ZM235 244V245H234ZM257 244V243H256ZM54 245V244H53ZM58 245V244H57ZM61 245V244H60ZM119 245V246H118ZM130 245H131V247H130ZM134 245V244H133ZM137 245V244H136ZM205 244H204V247L206 246ZM207 245V246H208ZM263 245H264V243H263ZM262 245V246H263ZM35 246V245H34ZM77 246V245H76ZM110 246H112V248H110ZM122 246H129L128 248L130 249V251L128 252H125L126 250H123L122 249ZM135 246V245H134ZM202 246V247H201ZM229 246H234V248L237 250V251H239L238 253H234L233 252V254H235L234 256H231V255H233L232 253H231V255H229L228 253H224V251H226L227 249L226 248H228ZM118 247H119V249L121 250H119L118 249ZM121 247V248H120ZM123 247V248H124ZM215 247V246H214ZM236 247H238L237 245H236ZM49 248V247H48ZM52 248V247H51ZM55 248V247H54ZM58 248V247H57ZM139 248V247H138ZM215 248V249H216ZM230 248V247H229ZM53 249V248H52ZM59 249V248H58ZM83 249H85V250H83ZM114 249V250H115ZM125 249V248H124ZM127 249V248H126ZM129 249H127V250H129ZM131 249H132V251H131ZM205 248H203L202 250H204ZM210 249V252H208V250ZM224 249H226V250H224ZM231 249V248H230ZM230 249L227 251V252H230ZM256 249V250H255ZM57 250V249H56ZM55 250V251H56ZM104 250V251H103ZM113 250V252L115 253L116 252V250L114 251ZM136 250V249H135ZM140 250L142 251V249H141V247H140ZM140 250H136L137 251V253L140 251ZM224 250V251H223ZM232 251H234L233 249H231ZM236 250H235V252H236ZM254 250L255 251H259V250H261V252H262V258H261V261L259 260V259H255V257L253 256V255H255L256 253H258V251L255 253L254 252ZM51 251V250H50ZM108 251V252H107ZM123 251H124V253H123ZM249 251V252H248ZM49 252V251H48ZM51 252H54L53 250L51 251ZM50 252V253H51ZM108 254H107V253ZM201 252V251H200ZM221 252V253H220ZM253 252V254H252V256H251V253ZM55 253V252H54ZM125 253H127V255L125 254ZM136 253V254H137ZM208 253L210 254V255H208ZM212 253V254H211ZM227 254L226 256H219V254ZM260 253V252H259ZM51 254H53V253H51ZM115 254V255H116ZM125 255V256H122V255ZM130 254V255H129ZM136 254H135V256H136ZM141 254V253H140ZM140 254H138V256L140 255ZM222 254V255H223ZM22 255V254H21ZM20 255V256H21ZM66 255V256H65ZM202 255V254H201ZM48 256V255H47ZM55 256V257H56ZM111 256V255H110ZM110 256H107L108 257V259L107 260H111V259H109V257ZM204 256V255H203ZM208 256V257H207ZM50 257V256H49ZM57 257H56V259H57ZM112 257V256H111ZM141 257V256H140ZM222 257H223V259H222ZM241 257V258H240ZM260 257H261V254H260ZM259 257V258H260ZM51 258H52V256H51ZM128 258V259H127ZM132 258V257H131ZM130 258V259H131ZM133 258H134V256H133ZM219 258H218V260H219ZM229 257H227L226 259H224V261L225 260H227ZM232 258H234V259H232ZM251 258V260H248V259H250ZM253 258V259H252ZM48 259V258H47ZM53 259H54V257H53ZM113 259V258H112ZM136 259H138V257L136 256ZM243 259V260H242ZM245 259V260H244ZM118 260L116 261L117 263H119L118 262ZM259 261V262H255V261ZM245 261V263H243V262ZM56 262V261H55ZM112 262V261H111ZM115 262V263H116ZM120 262V264H123V263H121ZM132 262V261H131ZM217 262H219V261H216V263ZM41 263V262H40ZM114 263V264H115ZM116 263V264H117ZM130 263V262H129ZM224 263H226V261L224 262ZM125 264V263H124ZM131 264V263H130Z\"/></svg>",
  "mask_w": 264,
  "mask_h": 264
}]
</instances>
